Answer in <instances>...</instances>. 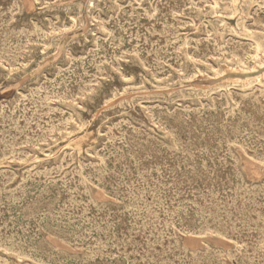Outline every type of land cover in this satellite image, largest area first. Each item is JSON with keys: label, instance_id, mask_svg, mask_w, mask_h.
Wrapping results in <instances>:
<instances>
[{"label": "rangeland", "instance_id": "obj_1", "mask_svg": "<svg viewBox=\"0 0 264 264\" xmlns=\"http://www.w3.org/2000/svg\"><path fill=\"white\" fill-rule=\"evenodd\" d=\"M185 1L186 0H183V1L182 0L181 1L180 0H172V1L171 0H155V1L151 0V2H150V0H146V1L145 0H136V1L135 0H126V1L125 0H43V2H44L43 3L42 0H40V1L39 0H12V1L11 0H0V15H2V16H0L1 17L0 19H2L0 21V25H2L1 23L4 24V27H3V25L0 26V31H2L0 33V42H1V44H0V51H1L0 52L1 53L0 54V58H1L0 59V64H1L0 65V122H1L0 123V129H1L0 134H2V135H0V143H1L0 154L2 155V157L0 155V159L3 158L2 160H0V166H1L0 172H2V173H0L1 174L0 175V185H1L0 191H2L0 193V204H1L0 205V225L2 224L0 226V230H1L0 235L3 232V234L0 236V240H1L0 242H1V244H3V245L0 244L1 245L0 246V264H41V263L42 264H52V263L53 264H55V263L56 264H59V263L60 264H80V263L81 264H97V263L98 264H105V263L106 264H134V263H136V264H145V263L150 264V262H151V264H168V263L172 264V262L174 264H180L181 262H182L181 264H186V263L187 264H209V263L210 264H214V263L215 264H223V263L224 264H258V263L264 264V253H263L264 252L263 251L264 250V231H263L264 230L263 229L264 228V225H263L264 222L262 223V221L264 220V217H263L264 216V205H263L264 204L263 203L264 202V196H263L264 192H262V191H264V149H263L264 148V117H263L264 116V101H263L264 100V63H263L264 62V1L263 0H235V1L234 0H226V1L225 0H216V1L215 0H204V1L201 0L202 2H199L200 0H195V1L191 0V2H189V0H187V2H185ZM251 1H253V3ZM78 2H79V6H78ZM93 2H96V3L92 4ZM128 2L132 5H130ZM194 2L195 3L198 2L199 4L196 5ZM80 3H81V7H80ZM154 3H156V4H154ZM168 3L170 5H168ZM189 3H192V4L190 5ZM13 4L15 6H13ZM256 4H257V6H256ZM179 5L182 7H180ZM184 5H185V7H184ZM199 5H201V6H199ZM111 6H112V8H111ZM118 6L120 7V9ZM228 6H229V8H227ZM11 7H12V9H11ZM153 7H155V8H153ZM163 7H165L164 9H166V10H164ZM169 7H172V8H169ZM101 8H103V9H101ZM136 8L137 9L139 8V10H137ZM149 8H151V9H149ZM22 9H23V11H22ZM95 9H96V12H95ZM133 9H135V10H133ZM141 9H143V11ZM170 9H171V11H170ZM254 9H256V10H254ZM62 10H63V12H62ZM99 10H100V12H99ZM101 10H102V12H101ZM108 10H110V11L112 10V11L110 12ZM128 10H130V11H128ZM207 10H209V11L207 12ZM58 11H60L61 13ZM91 11H92V13L94 12V14H92ZM119 11H120V13H119ZM259 11H261L262 15L259 13ZM1 12H3L4 14ZM43 12H46V13H43ZM67 12H69V14H66ZM239 12H240V14H239ZM244 12H246V13L244 14ZM9 13L12 17L10 15H8ZM14 13H15V15H14ZM50 13H52V14H50ZM105 13H106V15H105ZM173 13H175V14L178 13L179 15L178 14L175 15ZM252 13H254V15ZM22 14H23V17L21 18ZM61 14H62V16H61ZM73 14H75V15H73ZM150 14H151V16H150ZM172 14L174 15L175 18L173 17ZM248 15H250V16H248ZM257 15H258V17H257ZM149 16H150V18H149ZM259 16H260V18H259ZM5 17H6V19H5ZM57 17H58V19H57ZM110 17H114V18L111 19ZM164 17H165V19H163ZM172 17L174 19H172ZM18 18H21V19L19 20ZM54 18H56V19H54ZM257 19H259V20H257ZM27 20L28 21L30 20V23ZM175 20H176V22H175ZM256 20H257L258 24H253V23H256L255 22ZM116 21H118V22H116ZM207 21H209V22H207ZM7 22L9 25H7ZM32 22L34 25L32 24ZM35 23H36V25H35ZM77 23H78V25H77ZM240 23H242V24H240ZM43 24H45V25H43ZM68 24L70 26H68ZM152 24L154 26H152ZM247 24H249V25L247 26ZM61 25H63V26H61ZM172 25H174V26H172ZM256 25H258V26H256ZM34 26L38 29H36ZM44 26L47 28H45ZM51 26H53V27L59 26V27L57 30V27H55L53 29V27H51ZM176 26H177V28H176ZM259 26H260V28L262 27V29H260ZM1 27H3V28H1ZM119 27H120V29H119ZM168 27H170V28H168ZM255 27H258V28H255ZM211 28H213V29H211ZM171 29H174V30H171ZM5 30H8V31H5ZM153 30H157V31H153ZM217 30H218V32H217ZM253 30H254V32H253ZM262 30H263V32H262ZM10 31H12V32H10ZM34 31H36V32H34ZM92 31H94V32H92ZM175 31L181 35H178ZM226 31H227V33H226ZM18 32H20V33L18 34ZM41 32H42V34L44 32V34H43L44 36L41 34ZM63 32H64V34H63ZM89 32H91L90 33V34H92L91 36H90ZM138 32H140V33H138ZM243 32H245V33H243ZM134 33H136V34H134ZM183 33H185V34H183ZM216 33H218V34H216ZM221 33H223V34H221ZM31 34H32V36H31ZM108 34L111 35V37ZM133 34H134V36H133ZM158 34H159V37H158ZM172 34H173V36H172ZM228 34H230V35H228ZM12 35H14L16 38ZM24 35L26 37H24ZM168 35H169V37H168ZM227 35H228V37H227ZM234 35H236L237 37L236 36L234 37ZM33 36H35V37H33ZM151 37H153V38H151ZM240 37L243 40L240 39ZM93 38L94 39L96 38V41ZM200 38H202V39H200ZM173 39L175 40V42L172 41ZM193 39H195V40H193ZM208 39H212V41L208 40ZM244 39H247V40H244ZM16 40H17V42H16ZM74 40L77 44H75L73 42ZM87 40H88L89 44L87 43ZM184 40L185 41L186 40L187 41L193 40V41L190 42L191 44H189V41H188V43L186 41V43H187L186 44L184 42ZM198 40H200V44L198 43L199 42ZM235 40H236V42H235ZM170 41H172V43ZM177 41L178 42L180 41V42L178 43ZM226 41H227V44H226ZM31 42H33V43L31 44ZM113 42H115V43H113ZM181 42L183 44H185V46ZM146 43L148 45H146ZM246 43H247V45H245ZM151 44L153 45V48H152ZM161 44L163 45V47ZM231 44H232V46H231ZM249 44L251 45V47ZM6 45L7 46L10 45V47H7ZM229 45H230V47H229ZM2 46H4L5 48ZM67 46H68V49H66ZM177 46L179 49L177 48ZM181 46H182V48H180ZM91 47H93V48H91ZM221 47H223V48H221ZM23 48H25V49H23ZM113 48L115 50H113ZM170 48H171V50H170ZM195 48H197V49H195ZM79 49H81V50H79ZM154 49H156V50H154ZM176 49H178V50H176ZM18 50L21 52L24 50L26 53L24 51L22 53H20ZM206 50H207V52H206ZM7 51L8 52L10 51V53H8ZM174 51H176L177 53ZM217 51H219L221 54H219ZM78 52H79V54H78ZM136 52H138L137 54H139V55H136ZM213 52L216 54H214ZM39 53H40V55H39ZM64 53H65V55H64ZM204 53H205V55H203ZM232 53L233 54L237 53L234 56L235 57L237 56L240 59H238L237 57L234 58ZM97 54H98V56H97ZM173 54H175V55H173ZM208 54H210V55H208ZM225 54H228V55H225ZM242 54L244 55V57H242L243 56ZM76 55H77V57H76ZM3 56H4V58H3ZM11 56H13V57L11 58ZM20 56H21V58H20ZM164 56H166L167 58ZM202 56H203V59H202ZM5 57L6 58L9 57V58L5 59ZM42 57H44V58H42ZM178 57H179V59H178ZM200 57H201V59H200ZM216 57H219V58H216ZM163 58H164V60H163ZM195 58L200 59V60H196ZM99 59H100V61H99ZM105 59H107V60H105ZM3 60H4V62H3ZM10 60H11V63H10ZM12 60H13L14 64H12ZM179 60H180V62H179ZM204 60H206V61H204ZM86 62L88 64L90 63L89 66ZM116 62H117V64H116ZM175 62H176V64H175ZM205 62H207V63H205ZM210 62L214 65H212ZM260 62H261V64H259ZM64 63H65L66 67L64 66ZM156 63H158V64H156ZM9 64H10V66H8ZM34 64H37V65H34ZM70 64H72L73 66ZM100 64L102 65V67L98 66ZM174 64L176 67L174 66ZM118 65H120V66H118ZM132 65H134V66H132ZM161 65H162V67H161ZM12 66H14V67H12ZM55 66H56V68H55ZM58 66H60V67H58ZM93 66H95V67H93ZM197 66H199V67L197 68ZM100 67H101V71H100ZM30 68L32 71H30ZM90 68H92V69H90ZM191 68H193V69H191ZM199 68L201 71H199ZM203 68H204V71L202 72ZM65 70L67 71V73ZM95 70H97V71H95ZM149 70H151V71H149ZM178 70H180V71H178ZM123 71H124V73H123ZM126 71H127V73H126ZM183 71H184L185 75H184ZM206 71H207V73L205 75ZM97 72L98 73L100 72L99 73L100 75ZM105 72H107V73H105ZM109 72H110V74H109ZM209 72H210V74H209ZM2 73H4L3 74L4 76L2 75ZM157 73H159L160 75H158ZM79 74H81V75H79ZM95 74H98L99 76H97ZM208 74H209V76H208ZM51 75H53V76L50 77ZM55 75H57V76H55ZM74 75H76V76H74ZM111 75L113 78H111ZM186 75H187V77H186ZM262 75H263V77H262ZM258 76H260V77H258ZM4 77H5V79H4ZM46 77H47V79H46ZM90 77H91V79H90ZM20 78H21V80H20ZM184 78L185 79L187 78V79L185 80ZM250 78H251V80H250ZM2 79H4V80H2ZM50 79H51V81H50ZM82 79H84V80L82 81ZM135 79H137V80H135ZM139 79H140V81H139ZM95 80H97V81H95ZM171 82H173V83H171ZM233 82H235V83H233ZM118 83L119 84L122 83V85L121 84L119 85ZM47 84H49L50 87H48L49 85H47ZM69 84H70V86H69ZM80 84H82V85H80ZM227 84H228V86H227ZM259 84H260V86H258ZM94 85H96V86H94ZM104 85L106 86L105 88H104ZM135 85H136V87H135ZM157 85H159V86H157ZM232 85H233V87H232ZM57 86H58V88H57ZM121 86L122 87L124 86L123 87L124 89ZM241 86H242V88H241ZM78 87L80 89H78ZM210 87H211V89H209ZM244 87H245V89H244ZM32 88L34 91L32 90ZM51 89H53V90H51ZM84 89L86 91L88 90L89 94ZM195 89H196V91H195ZM31 90H32V92H31ZM38 90L40 92H38ZM49 90H51V91H49ZM103 90H105V91H103ZM226 90H228V91H226ZM110 91H111V93H110ZM112 91L114 94L112 93ZM237 91H239L240 93ZM29 92H31V93H29ZM82 92H83V94H82ZM58 93H60V95ZM26 95H29V96H26ZM50 95L51 96L53 95L52 98ZM262 95H263V97H261ZM22 96H24V97H22ZM38 96L40 98H38ZM58 96L64 100L63 101L58 100V99H60V98H58ZM197 96H198V98H197ZM203 96H204V98H203ZM224 97H226V100ZM260 97L262 100L260 99ZM19 98H21V101L19 100ZM109 98L111 100H109ZM193 98L197 101H195ZM205 98L208 101H206ZM22 99H24V100L22 101ZM103 99L105 100V102H103ZM176 99H178L179 101ZM186 99H187V101H186ZM32 100H34V101H32ZM44 100H46V101H44ZM71 100L73 102H71ZM158 101L161 103H158ZM171 101H174V102H171ZM180 101H181V103H180ZM22 102H23V104H22ZM41 102H43V104H41ZM46 102L47 103L49 102V103L47 104ZM109 102H111V104ZM165 102L168 104H166ZM201 102H202V104L203 103L204 104L201 105ZM45 103H46V105H44ZM22 105H24L23 106L24 108L22 107ZM137 105H139L140 108ZM141 105L142 106L146 105V106L142 107ZM156 105H157V108L155 107ZM226 105H228L227 109H226ZM237 105L239 107H237ZM33 106L35 107V109ZM39 106H41L40 109H39ZM43 106H44V109H43ZM98 106H100V107L102 106V107L100 108ZM134 106H136L138 108V111L136 110L137 109L136 107L134 108ZM150 106H152V107H150ZM159 107H160V111L158 110ZM188 107H191V108H188ZM13 108H14V110H13ZM26 108H28V110H26ZM93 108H94V110H93ZM115 108L117 109V111ZM165 108H167V109H165ZM193 108H194V112H193ZM38 109H39V111H38ZM51 109H53V110H51ZM119 109H121V110H119ZM148 109H150V110H148ZM154 109H155V111H154ZM24 110L29 111V112H26ZM35 110L37 112V115L35 113ZM56 110L58 113L56 112ZM224 110H226V111H224ZM47 111H48V113L49 112L51 113L53 111V113H52L53 115L52 114L49 115L47 113ZM115 111H116V113H115ZM231 111H233V112H231ZM11 112H13V113H11ZM32 112H34L35 114ZM59 112L62 113L63 116H61V114ZM167 112H169V113H167ZM195 112H196V114H195ZM18 113H19V115H18ZM122 113H124V114H122ZM172 113H174L175 116ZM126 114L127 115L129 114V115L127 116ZM224 114H225V116H224ZM226 114H228V116ZM114 115L115 116L117 115L118 117L117 116L115 117ZM7 116L11 119V121L9 118H7ZM43 116H45V117H43ZM34 117H35V121H34ZM3 118L4 119L6 118L5 119L6 121ZM65 118H66V120H65ZM132 118L135 121L134 120L132 121ZM257 118H258V120H257ZM30 119L32 121L31 123H30ZM119 120L121 121V123H119L120 122ZM153 120H155V121H153ZM226 120H227V122H225ZM4 121L6 124L4 123ZM15 121H17V122H15ZM18 121H19V123H18ZM63 121L64 122L68 121L67 122L68 124H66V123L64 124ZM158 121H159V123H158ZM122 122H124V123H122ZM140 122L143 123V125ZM177 122H180L181 124L179 123L180 125H178ZM32 123H33V125H32ZM234 123H236V125ZM17 124H19V125L17 126ZM45 124H47V126H46L47 128L46 127L44 128ZM114 124H115V126H114ZM66 125H68V126H66ZM144 125L146 126V128ZM8 126H10V127H8ZM23 126L24 127L27 126V127L24 128ZM36 126H37V128H36ZM50 126H52L53 128ZM108 127H110V128H108ZM114 127L117 129L115 130ZM120 127H122V128L125 127V128L122 129ZM131 127L135 128V129L136 128H139V129H136V131H135ZM33 128H34V130H33ZM2 129L4 131H2ZM59 129H61V131ZM109 129H111V130H109ZM118 129H120V130H118ZM19 130H21L23 132H20ZM47 130L49 131V133ZM58 130L60 133H57ZM141 130H142V132H141ZM24 131H26V133ZM30 131H32V132H30ZM67 131H69V132H67ZM78 131H80V132H78ZM121 131H122V133L119 134V132H121ZM125 131H126V133H125ZM37 132H38V134H37ZM130 132H132V133H130ZM243 132L244 133L246 132L247 134L246 133L244 134ZM134 133H136V134H134ZM8 134H9V136H8ZM26 134L29 136L31 141H29L30 139H27L28 136ZM41 134H43V135L41 136ZM37 135H39V136H37ZM143 135H144V137H143ZM44 136H46V137H44ZM115 136H117V137H115ZM32 137L34 138V140H32L33 139ZM118 137H120L122 140ZM141 137H142V141H139L140 143L137 142L139 139H141ZM2 138L4 140H2ZM50 138H51V140H50ZM180 138H181V140H179ZM7 139L9 140V142ZM39 139H43V140L40 141ZM107 139L108 140L110 139V141H108ZM185 139H186V141H185ZM235 139L237 140V142ZM247 139H248V141H247ZM37 141H38V143H37ZM116 141H117V144H116ZM187 141H188V144L186 145L185 143H187ZM240 141H242V143L245 145H243ZM15 142L16 143L18 142L17 144L19 146H17V144ZM2 143H4L5 145H3ZM12 143L16 144V145H13ZM27 143H28V146H27ZM36 143H37V145H36ZM24 144H25V146H24ZM111 145H113V146L111 147ZM193 145H195V146H193ZM229 145H232V146H229ZM236 145H238V146H236ZM10 146L12 148H10ZM117 147H118V149H117ZM177 147H178V151H180V152L177 151ZM241 147H242V149H241ZM85 148H87V149H85ZM173 148H175V149H173ZM245 148H247V150ZM248 148H249V150H248ZM256 148H257V150H256ZM8 149H9V151H8ZM45 149H47V150H45ZM116 149L119 150L121 153L119 151L117 152ZM144 149L147 151H145ZM180 149H182V150H180ZM14 151H15V153H14ZM39 151H41V152H39ZM9 152L10 153L12 152V154H11L12 156L10 155ZM219 152H221V153H219ZM258 152H259V154H258ZM261 152H262V154H261ZM29 153H30V155H29ZM246 153H248V154H246ZM26 154H28L29 156L27 157ZM134 154H136V155H134ZM16 155H17V158H16ZM137 155H139V157ZM259 155H261V156L259 157ZM5 156H7V157L4 158ZM131 156L133 158H131ZM134 156H135V158H134ZM70 157H71V159H70ZM168 157H169V160H168ZM11 158L13 161L10 160ZM62 158L63 159L65 158L64 159L65 163L63 162ZM68 158L70 160L66 161V159H68ZM121 158L122 159L124 158V159L122 160ZM153 158H154V160H153ZM19 159H22V160H19ZM130 159H132L133 161H131ZM251 159H252V161H251ZM79 160H80V162H79ZM144 160L145 161L147 160V161L145 162ZM103 161L105 163H103ZM161 162H162V164H160ZM61 163H62V166H61ZM139 163L142 165V167ZM113 164H114V166H113ZM94 165H95V167H94ZM99 165H101V166H99ZM143 165H144V167H143ZM156 165L157 166L159 165V166L157 167ZM209 165H211V166H209ZM221 165H223V166H221ZM80 166H82V167H80ZM155 166H156V168H155ZM160 166H162V167H160ZM31 167H32V169H31ZM33 167H34V169H33ZM85 167H87V168H85ZM92 167H94V169ZM247 167H248V169H247ZM203 168H205V169H203ZM51 169H52V171H51ZM59 169L60 170L62 169V170L59 171ZM88 169H90V170H88ZM158 169H160V170H158ZM4 170H5V172H3ZM25 170L27 172L29 171L30 173H27ZM39 170H41V171H39ZM48 170H49V172L50 171L51 172L49 173ZM77 170H78V172H77ZM143 170L144 171L147 170V173H146V171L144 173ZM12 171H14V172H12ZM43 171L47 172L49 174H46ZM66 171H67L66 174H68L67 176L65 174ZM38 172H42L44 174L40 175L41 173H38ZM112 172L115 175H113ZM36 173H38V174H36ZM205 173H207V174H205ZM233 173H234V175H233ZM32 174H33V176H32ZM52 174L53 175L56 174V175L53 176ZM74 174L76 175V177ZM78 174H79V177H78ZM81 174L83 177L85 176L84 178H85L86 182L84 181ZM62 175H64V177L65 176L66 177L63 178ZM240 175H241V177H240ZM61 176H62V178H61ZM203 176H204V178H203ZM144 177L146 178V180ZM149 177H153V178H149ZM163 177H165V179ZM227 177H229V178H227ZM78 178L80 180H78ZM86 178L88 180H86ZM136 178H138L140 181ZM22 179L25 182H23L21 185L20 182L23 181ZM54 179H55V181H58V180L59 181L55 182ZM33 180L34 181L36 180V181L34 182ZM50 180H52V181H50ZM142 180L144 181V183H142ZM181 180L183 182H181ZM227 180H229V181H227ZM12 181H13V183H11ZM74 181H75V183H74ZM132 181L135 184H133ZM160 181H161V183H160ZM186 181H188V182H186ZM202 181H203V183H202ZM84 182H85V185H84ZM147 182H148V184H145ZM156 182L157 183L159 182V183L157 184ZM217 182H219V183H217ZM137 183H138V185H137ZM127 184L128 185L130 184V185L128 186ZM162 184H163V186H162ZM6 185H8V186H6ZM14 185L15 186L17 185V187H14ZM51 185H52V187H51ZM147 185H148V187H147ZM164 185H165V187H164ZM172 185H173V187H172ZM11 186L13 188H11ZM75 186H76V188H75ZM125 186H126V189H125ZM228 186H230V187H228ZM103 187H106V188H103ZM159 187L160 188L164 187V189L163 188L160 189ZM155 188L157 189V191ZM135 189H136V191H135ZM227 189H228L229 193L227 192ZM231 189H232V193H231ZM243 189H246V190L243 191ZM69 190H70V192L72 190H74V192L72 191L70 193ZM143 190H144V192H142ZM200 190L201 191L203 190L202 193ZM240 190H242V191H240ZM9 192H11L10 193L11 195L9 194ZM12 192H15L16 194L15 193L12 194ZM82 192H83V194H82ZM131 192L134 194V197H133V194ZM140 192L143 194H141ZM182 192H183V194H182ZM203 192H204V194H203ZM237 192H239V193H237ZM245 192L246 193L248 192L247 193L248 195ZM46 193H49V194H46ZM72 194L75 196H73ZM105 194H106V196H105ZM233 194H234V196H233ZM257 194H259V195H257ZM70 196L71 197L73 196V198H71ZM126 196H127V198H126ZM152 196L154 197V199ZM185 196H186V198H185ZM210 196H212V197H210ZM40 197H41V199H40ZM74 197L76 199L77 198L78 199L76 200V199H74ZM88 197H89V199H88ZM145 197H146V199H145ZM248 197H249V199H246ZM253 197H254V199H253ZM56 198L58 199L57 201H56ZM160 198H161V200H160ZM209 198H210V200H209ZM231 198H233V199H231ZM143 199H145V200H143ZM183 199H184V201H181ZM261 199H263V200H261ZM65 200H67L69 203L68 202L65 203ZM71 200H73V202ZM80 200H82V201H80ZM132 200H135V201H132ZM146 200H147V202H145ZM222 200H225V201H222ZM16 201H17V203H16ZM137 201H138V203H137ZM164 201L166 204L164 203ZM193 201L196 204H194ZM206 201L208 204L206 203ZM232 201H234V202H232ZM248 201H250V202H248ZM28 202H30V203H28ZM192 202H193V204H192ZM203 202H204V204H203ZM40 203H42V205ZM70 203L73 204V207H72V204H70ZM146 203H148L149 206L146 205ZM230 203H231V205H229ZM78 204H81V205H78ZM185 204H188V205H185ZM232 204H233V206H232ZM138 205H139V207H138ZM154 205H155V207H154ZM172 205H173V207H172ZM175 205H176V207L177 206H179V207L176 208ZM193 205L195 208L193 207ZM31 206H33V207H31ZM37 206H38V208H37ZM42 206H43V208H42ZM46 206H47V208H46ZM48 206H50V207H48ZM65 206L67 208H65ZM95 206L98 208L97 210H96ZM125 206H126V208H125ZM188 206H190V207H188ZM69 207H70V209H72L73 212L68 209ZM86 207L87 208L89 207L88 208L89 210H87ZM228 207H229V209H228ZM24 208H25V210H24ZM59 208H60V210H59ZM139 208L140 209L142 208V210L139 211ZM178 208H180V210H179L180 212L178 210H176ZM182 208H183V210H182ZM185 208H186V210H185ZM190 208H192V209H190ZM39 209L41 211H39ZM45 209H46V211H45ZM61 210H64V213H62L63 211H61ZM99 210H100V212H99ZM195 210H196V213H195ZM201 210L203 211V213H201L202 212ZM35 211H37L38 213ZM56 211H57V213H56ZM84 211H85V213H83ZM112 211H113V213H112ZM217 211H219L220 213ZM69 212H70V214H69ZM89 212L91 215L89 214ZM95 212L98 215H96ZM131 212L133 213V215ZM158 212H159V214H158ZM187 212H189V213H187ZM214 212L217 214H215ZM59 213L60 214L62 213V214L60 215ZM134 213H136V214H134ZM146 213L150 217L148 215H145ZM154 213H155V216H157L155 220H154V218H155ZM192 213H194V214H192ZM207 213H209V214L207 215ZM212 213L214 214V216H212L213 215ZM42 214L43 215L45 214V215L43 216ZM181 214H183V215H181ZM223 214H224V216H223ZM107 215H108V217H107ZM227 215H228V217H226ZM232 215H234V217ZM28 216H30V217H28ZM63 216H64V218H63ZM206 216H208V217H206ZM229 217H230V219H229ZM57 218H59V219H57ZM172 218H174V219H172ZM208 218H210L211 220ZM218 218H220V219H218ZM9 219H11V220H9ZM90 219L92 220V222ZM102 219H104V220H102ZM145 220H147V221H145ZM152 220L153 221L157 220V223L155 222L156 223L155 224ZM5 221H6V223H5ZM7 221H10V222H8V224H7ZM208 221H210V222H208ZM13 222H14V224H13ZM110 222L112 223V225ZM124 222H125V224H124ZM183 222H185V223H183ZM205 222L207 224L209 223V225H207ZM86 223H87V225H86ZM162 223H164V225ZM176 223H178L179 225ZM219 223H221V224H219ZM137 224H139V225H137ZM146 225H148V226H146ZM100 226H102V227H100ZM159 226H161V227H159ZM164 226H166V227H164ZM195 226H196V229H195ZM212 226L213 227L215 226L214 227L215 229ZM18 227H20V229ZM109 227H112L113 231ZM130 227H131V230H130ZM206 227H207V229H206ZM249 227H252V228L249 229ZM7 228H9L10 230ZM17 228H18V230H17ZM100 228H101V231H100ZM154 228H157V230L155 229L156 230L155 231ZM36 229H38L37 232H36ZM93 229L94 230L96 229L95 231H97V233ZM97 229H99V230H97ZM104 229H105V231H104ZM106 229H108V231ZM133 229H135V230H133ZM208 229H209V231H208ZM126 230H127V232H126ZM159 230H160V232H159ZM167 230H168V232H167ZM179 230H181V231H179ZM193 230H196V231L194 232ZM214 230L216 232H218L219 234L218 233L215 234ZM6 231H8V232H6ZM135 231H137L136 232L137 235L134 234ZM144 231L146 234L144 233ZM210 231H212V232H210ZM254 231H255V233H254ZM88 232H89V234H87ZM98 232H102V233H98ZM118 232L120 234H118ZM188 232L190 233V235H188L189 234ZM221 232H223L224 234ZM257 232H259V233H257ZM142 233H144V234H142ZM57 234H59V235H57ZM97 234H99V235H97ZM258 234H259V237H258ZM262 234H263V236H262ZM52 235H53V237H52ZM149 235L151 238L149 237ZM5 236H7V238H5ZM57 236L60 238H58ZM138 236L140 237V239ZM161 236H164V237L162 238ZM222 236H224V238ZM32 238H33V240H32ZM42 238H43V240H42ZM228 238H230V239L228 240ZM129 239L132 240V242ZM134 240L136 243L134 242ZM170 240H171V242H170ZM174 240H175V242H174ZM16 241H17V243H16ZM128 241H130L131 244ZM155 241H156V243H154ZM4 242H5V244H4ZM97 242H98V244H97ZM146 242L148 245L146 244ZM259 243H261L262 245ZM27 244H29V245H27ZM137 244L140 246H137ZM168 244L170 246H168ZM40 245H41L42 249L46 248V247L47 248L49 247L50 249L46 248V249H43V251H42V249L40 248ZM105 245H106V247H105ZM108 245H109V247H108ZM113 245H114V247H113ZM127 245H128V247H127ZM141 245H143V247ZM164 245H166V246H164ZM260 245H261V247H260ZM75 246H77V247H75ZM93 246H94V248H93ZM11 247H13L15 249V252H14V249ZM104 247L106 250L104 249ZM135 247H136V249H135ZM4 248H5V250H3ZM10 248H11L12 252H11ZM158 248L160 249V251L157 250ZM6 249H8V250H6ZM39 249H41L42 253L40 252ZM144 249H145V251H144ZM162 249H163V251H162ZM171 249H173L175 251L173 252ZM51 250L53 252H51ZM169 250H170V252H169ZM4 251H6V252H4ZM18 251L20 254L23 253V256L22 255L20 256ZM49 251L51 253H49ZM55 251H58V252H55ZM97 251L99 253H97ZM124 251H125V253H124L125 255L123 254ZM184 251H186V252H184ZM117 252H119V253H117ZM144 252H146V253H144ZM166 252L169 255L166 254ZM92 253H93V255H96V254L97 255L93 256ZM222 253H223V255H222ZM17 254H18V257H17ZM83 254H84V256H83ZM146 254L149 255L148 258H147ZM159 254H160V256H156ZM172 254H175V256ZM218 254H219V256H218ZM24 255L27 257L25 258ZM209 255H211L213 258ZM232 255H234V256H232ZM19 256H20V258H19ZM153 256H154V259H153ZM230 256H231V259H229ZM86 257H87V259H86ZM257 257H258V259H256ZM53 258H54V260H53ZM69 258H70V260H69ZM110 258H112L113 260ZM124 258H126V259H124ZM140 258H142V259H140ZM144 258H145V260H144ZM217 259L220 261V263H219V261H217ZM245 259H247V260H245ZM38 260H40V261L38 262ZM193 260H194V262H193ZM197 260H199V261H197ZM207 260H209V261H207ZM200 261H203V262H200Z\"/></svg>", "mask_w": 264, "mask_h": 264}, {"label": "bare ground", "instance_id": "obj_2", "mask_svg": "<svg viewBox=\"0 0 264 264\" xmlns=\"http://www.w3.org/2000/svg\"><path fill=\"white\" fill-rule=\"evenodd\" d=\"M11 1H12V0H11ZM39 1H40V0H39ZM125 1H126V0H125ZM135 1H136V0H135ZM145 1H146V0H145ZM154 1H155V0H154ZM171 1H172V0H171ZM180 1H181V0H180ZM182 1H183V0H182ZM193 1H195V0H193ZM203 1H204V0H203ZM215 1H216V0H215ZM225 1H226V0H225ZM234 1H235V0H234ZM33 2H34V1H33ZM42 2H43V0H42ZM45 2H46V1H45ZM110 2H111V1H110ZM114 2H115V1H114ZM122 2H123V1H122ZM150 2H151V0H150ZM150 2H149V3H150ZM185 2H187V0H186ZM189 2H191V0H189ZM199 2H202V1L200 0ZM227 2H228V1H227ZM229 2H230V1H229ZM251 2L253 3V1H251ZM11 3H12V2H11ZM43 3H44V2H43ZM49 3H50V2H49ZM53 3H54V2H53ZM94 3H96V2H93L92 4H94ZM116 3H117V2H116ZM128 3H129V2H128ZM136 3H137V2H136ZM143 3H144V2H143ZM169 3H170V2H169ZM169 3H168V5H170ZM180 3H181V2H180ZM194 3H195V2H194ZM203 3H204V2H203ZM205 3H206V2H205ZM214 3H215V2H214ZM225 3H226V2H225ZM46 4H47V3H46ZM50 4H51V3H50ZM99 4H100V3H99ZM113 4H114V3H113ZM126 4H127V3H126ZM129 4H130V3H129ZM154 4H156V3H154ZM159 4H160V3H159ZM162 4H163V3H162ZM184 4H185V3H184ZM189 4L191 5L192 3H189ZM195 4L197 5V4H199V3L197 2V3H195ZM206 4H207V3H206ZM206 4H205V5H206ZM222 4H223V3H222ZM254 4H255V3H254ZM36 5H37V4H36ZM100 5H101V4H100ZM127 5H128V4H127ZM130 5H132V4H130ZM164 5H165V4H164ZM187 5H188V4H187ZM205 5H204V6H205ZM207 5H208V4H207ZM250 5H251V4H250ZM13 6H15V5L13 4ZM40 6H41V5H40ZM78 6H79V2H78ZM125 6H126V5H125ZM172 6H173V5H172ZM179 6H180V5H179ZM179 6H178V7H179ZM199 6H201V5H199ZM202 6H203V5H202ZM243 6H244V5H243ZM252 6H253V5H252ZM256 6H257V4H256ZM258 6H259V5H258ZM16 7H17V6H16ZM23 7H24V6H23ZM38 7H39V6H38ZM80 7H81V3H80ZM118 7H119V6H118ZM145 7H146V6H145ZM159 7H160V6H159ZM165 7H166V6H165ZM165 7H163V9H164ZM176 7H177V6H176ZM176 7H175V8H176ZM180 7H182V6H180ZM184 7H185V5H184ZM195 7H196V6H195ZM225 7H226V6H225ZM259 7H260V6H259ZM259 7H258V8H259ZM73 8H74V7H73ZM95 8H96V7H95ZM111 8H112V6H111ZM131 8H132V7H131ZM131 8H130V9H131ZM153 8H155V7H153ZM169 8H172V7H169ZM197 8H198V7H197ZM200 8H201V7H200ZM227 8H229V6H228ZM253 8H254V7H253ZM11 9H12V7H11ZM14 9H15V8H14ZM36 9H37V8H36ZM101 9H103V8H101ZM113 9H114V8H113ZM119 9H120V7H119ZM122 9H123V8H122ZM136 9H137V8H136ZM149 9H151V8H149ZM163 9H162V10H163ZM181 9H182V8H181ZM186 9H187V8H186ZM198 9H199V8H198ZM93 10H94V9H93ZM133 10H135V9H133ZM133 10H132V11H133ZM137 10H139V8H138ZM137 10H136V11H137ZM141 10L143 11V9H141ZM154 10H155V9H154ZM162 10H161V11H162ZM164 10H166V9H164ZM172 10H173V9H172ZM177 10H178V9H177ZM177 10H176V11H177ZM228 10H229V9H228ZM254 10H256V9H254ZM11 11H12V10H11ZM22 11H23V9H22ZM54 11H55V10H54ZM108 11H110V10H108ZM111 11H112V10H111ZM111 11H110V12H111ZM114 11H115V10H114ZM120 11H121V10H120ZM120 11H119V13H120ZM126 11H127V10H126ZM128 11H130V10H128ZM170 11H171V9H170ZM179 11H180V10H179ZM208 11H209V10H207V12H208ZM241 11H242V10H241ZM241 11H240V12H241ZM251 11H252V10H251ZM58 12H60V11H58ZM62 12H63V10H62ZM70 12H71V11H70ZM78 12H79V11H78ZM95 12H96V9H95ZM99 12H100V10H99ZM101 12H102V10H101ZM115 12H116V11H115ZM144 12H145V11H144ZM146 12H147V11H146ZM152 12H153V11H152ZM240 12H239V14H240ZM1 13H3V12H1ZM43 13H46V12H43ZM48 13H49V12H48ZM53 13H54V12H53ZM60 13H61V12H60ZM91 13H92V11H91ZM132 13H133V12H132ZM167 13H168V12H167ZM212 13H213V12H212ZM215 13H216V12H215ZM245 13H246V12H244V14H245ZM255 13H256V12H255ZM259 13L261 14V11H259ZM3 14H4V13H3ZM24 14H25V13H24ZM27 14H28V13H27ZM50 14H52V13H50ZM50 14H49V15H50ZM55 14H56V13H55ZM66 14H69V12H67ZM92 14H94V12H93ZM95 14H96V13H95ZM146 14H147V13H146ZM146 14H145V15H146ZM155 14H156V13H155ZM161 14H162V13H161ZM173 14H175V13H173ZM173 14H172V15H173ZM176 14H178V13H176ZM176 14H175V15H176ZM248 14H249V13H248ZM252 14L254 15V13H252ZM5 15H6V14H5ZM5 15H4V16H5ZM8 15H10V13H9ZM14 15H15V13H14ZM28 15H29V14H28ZM31 15H32V14H31ZM35 15H36V14H35ZM35 15H34V16H35ZM57 15H58V14H57ZM73 15H75V14H73ZM105 15H106V13H105ZM117 15H118V14H117ZM142 15H143V14H142ZM172 15H171V16H172ZM178 15H179V14H178ZM253 15H252V16H253ZM261 15H262V14H261ZM0 16H2V15H0ZM10 16H11V15H10ZM39 16H40V15H39ZM42 16H43V15H42ZM61 16H62V14H61ZM68 16H69V15H68ZM78 16H79V15H78ZM140 16H141V15H140ZM146 16H147V15H146ZM150 16H151V14H150ZM150 16H149V18H150ZM164 16H165V15H164ZM224 16H225V15H224ZM246 16H247V15H246ZM248 16H250V15H248ZM11 17H12V16H11ZM22 17H23V14L21 15V18H22ZM96 17H97V16H96ZM129 17H130V16H129ZM147 17H148V16H147ZM161 17H162V16H161ZM167 17H168V16H167ZM173 17H174V15H173ZM173 17H172V19L175 18V17H174V18H173ZM227 17H228V16H227ZM253 17H254V16H253ZM257 17H258V15H257ZM0 18H1V17H0ZM2 18H3V17H2ZM9 18H10V17H9ZM21 18H18V19L20 20ZM46 18H47V17H46ZM66 18H67V17H66ZM93 18H94V17H93ZM101 18H102V17H101ZM110 18L113 19L114 17H110ZM118 18H119V17H118ZM143 18H144V17H143ZM159 18H160V17H159ZM170 18H171V17H170ZM259 18H260V16H259ZM5 19H6V17H5ZM11 19H12V18H11ZM26 19H27V18H26ZM54 19H56V18H54ZM57 19H58V17H57ZM77 19H78V18H77ZM91 19H92V18H91ZM106 19H107V18H106ZM163 19H165V17H164ZM1 20H2V19H0V21H1ZM12 20H13V19H12ZM33 20H34V19H33ZM37 20H38V19H37ZM48 20H49V19H48ZM51 20H52V19H51ZM72 20H73V19H72ZM72 20H71V21H72ZM75 20H76V19H75ZM109 20H110V19H109ZM147 20H148V19H147ZM216 20H217V19H216ZM257 20H259V19H257ZM257 20L255 21L256 23H253V24H258V23H257ZM17 21H18V20H17ZM23 21H24V20H23ZM25 21H26V20H25ZM27 21H28V20H27ZM43 21H44V20H43ZM91 21H92V20H91ZM94 21H95V20H94ZM101 21H102V20H101ZM111 21H112V20H111ZM118 21H119V20H118ZM118 21H116V22H118ZM125 21H126V20H125ZM127 21H128V20H127ZM159 21H160V20H159ZM217 21H218V20H217ZM253 21H254V20H253ZM3 22H4V21H3ZM11 22H12V21H11ZM28 22L30 23V20H29ZM37 22H38V21H37ZM41 22H42V21H41ZM52 22H53V21H52ZM56 22H57V21H56ZM58 22H59V21H58ZM72 22H73V21H72ZM74 22H75V21H74ZM76 22H77V21H76ZM156 22H157V21H156ZM175 22H176V20H175ZM207 22H209V21H207ZM260 22H261V21H260ZM5 23H6V22H5ZM16 23H17V22H16ZM48 23H49V22H48ZM70 23H71V22H70ZM81 23H82V22H81ZM107 23H108V22H107ZM159 23H160V22H159ZM177 23H178V22H177ZM179 23H180V22H179ZM244 23H245V22H244ZM1 24H2L3 27H4V24H3V23H1ZM26 24H27V23H26ZM32 24H33V22H32ZM73 24H74V23H73ZM91 24H92V23H91ZM128 24H129V23H128ZM146 24H147V23H146ZM170 24H171V23H170ZM187 24H188V23H187ZM207 24H208V23H207ZM214 24H215V23H214ZM233 24H234V23H233ZM240 24H242V23H240ZM249 24H250V23H249ZM249 24H247V26H248ZM253 24H252V25H253ZM2 25H0V26H2ZM7 25H9L8 22H7ZM33 25H34V24H33ZM35 25H36V23H35ZM37 25H38V24H37ZM41 25H42V24H41ZM43 25H45V24H43ZM58 25H59V24H58ZM66 25H67V24H66ZM74 25H75V24H74ZM77 25H78V23H77ZM123 25H124V24H123ZM144 25H145V24H144ZM166 25H167V24H166ZM192 25H193V24H192ZM227 25H228V24H227ZM61 26H63V25H61ZM61 26H60V27H61ZM68 26H70V25L68 24ZM71 26H72V25H71ZM105 26H106V25H105ZM142 26H143V25H142ZM145 26H146V25H145ZM152 26H154V25L152 24ZM172 26H174V25H172ZM205 26H206V25H205ZM210 26H211V25H210ZM256 26H258V25H256ZM3 27H1V28H3ZM7 27H8V26H7ZM20 27H21V26H20ZM23 27H24V26H23ZM34 27H35V26H34ZM38 27H39V26H38ZM44 27H45V26H44ZM51 27H53V26H51ZM55 27H57V26H54L53 29H54ZM58 27H59V26H58ZM58 27H57V30H58ZM110 27H111V26H110ZM211 27H212V26H211ZM8 28H9V27H8ZM8 28H7V29H8ZM35 28H36V27H35ZM42 28H43V27H42ZM45 28H47V27H45ZM68 28H69V27H68ZM127 28H128V27H127ZM134 28H135V27H134ZM147 28H148V27H147ZM149 28H150V27H149ZM151 28H152V27H151ZM168 28H170V27H168ZM172 28H173V27H172ZM176 28H177V26H176ZM255 28H258V27H255ZM259 28H260V26H259ZM36 29H38V28H36ZM69 29H70V28H69ZM119 29H120V27H119ZM130 29H131V28H130ZM163 29H164V28H163ZM211 29H213V28H211ZM248 29H249V28H248ZM251 29H252V28H251ZM260 29H262V27H261ZM260 29H259V30H260ZM20 30H21V29H20ZM23 30H24V29H23ZM61 30H62V29H61ZM66 30H67V29H66ZM103 30H104V29H103ZM131 30H132V29H131ZM151 30H152V29H151ZM171 30H174V29H171ZM204 30H205V29H204ZM208 30H209V29H208ZM214 30H215V29H214ZM230 30H231V29H230ZM246 30H247V29H246ZM5 31H8V30H5ZM15 31H16V30H15ZM38 31H39V30H38ZM109 31H110V30H109ZM127 31H128V30H127ZM153 31H157V30H153ZM158 31H159V30H158ZM165 31H166V30H165ZM168 31H169V30H168ZM209 31H210V30H209ZM212 31H213V30H212ZM242 31H243V30H242ZM248 31H249V30H248ZM251 31H252V30H251ZM1 32H2V31H0V33H1ZM3 32H4V31H3ZM10 32H12V31H10ZM20 32H21V31H20ZM20 32H18V34H19ZM25 32H26V31H25ZM34 32H36V31H34ZM39 32H40V31H39ZM53 32H54V31H53ZM92 32H94V31H92ZM143 32H144V31H143ZM175 32H176V31H175ZM217 32H218V30H217ZM253 32H254V30H253ZM255 32H256V31H255ZM262 32H263V30H262ZM28 33H29V32H28ZM32 33H33V32H32ZM51 33H52V32H51ZM54 33H55V32H54ZM58 33H59V32H58ZM90 33H91V32H89V34H90ZM118 33H119V32H118ZM124 33H125V32H124ZM138 33H140V32H138ZM141 33H142V32H141ZM168 33H169V32H168ZM176 33H177V32H176ZM223 33H224V32H223ZM223 33H221V34H223ZM226 33H227V31H226ZM243 33H245V32H243ZM258 33H259V32H258ZM2 34H3V33H2ZM14 34H15V33H14ZM26 34H27V33H26ZM26 34H25V35H26ZM29 34H30V33H29ZM41 34H42V32H41ZM43 34H44V32H43ZM43 34H42V35H43ZM49 34H50V33H49ZM63 34H64V32H63ZM98 34H99V33H98ZM134 34H136V33H134ZM134 34H133V36H134ZM145 34H146V33H145ZM177 34H178V33H177ZM183 34H185V33H183ZM208 34H209V33H208ZM213 34H214V33H213ZM216 34H218V33H216ZM22 35H23V34H22ZM25 35H24V37H26ZM27 35H28V34H27ZM39 35H40V34H39ZM39 35H38V36H39ZM91 35H92V34H90V36H91ZM95 35H96V34H95ZM108 35H109V34H108ZM127 35H128V34H127ZM139 35H140V34H139ZM178 35H181V34H178ZM178 35H177V36H178ZM206 35H207V34H206ZM228 35H230V34H228ZM228 35H227V37H228ZM1 36H2V35H1ZM6 36H7V35H6ZM12 36H14V35H12ZM31 36H32V34H31ZM43 36H44V35H43ZM47 36H48V35H47ZM52 36H53V35H52ZM93 36H94V35H93ZM109 36L111 37V35H109ZM116 36H117V35H116ZM124 36H125V35H124ZM135 36H136V35H135ZM147 36H148V35H147ZM150 36H151V35H150ZM153 36H154V35H153ZM156 36H157V35H156ZM163 36H164V35H163ZM172 36H173V34H172ZM175 36H176V35H175ZM209 36H210V35H209ZM223 36H224V35H223ZM231 36H232V35H231ZM235 36H236V35H234V37H235ZM14 37H15V36H14ZM33 37H35V36H33ZM36 37H37V36H36ZM39 37H40V36H39ZM57 37H58V36H57ZM77 37H78V36H77ZM128 37H129V36H128ZM158 37H159V34H158ZM164 37H165V36H164ZM168 37H169V35H168ZM236 37H237V36H236ZM9 38H10V37H9ZM15 38H16V37H15ZM21 38H22V37H21ZM60 38H61V37H60ZM146 38H147V37H146ZM151 38H153V37H151ZM165 38H166V37H165ZM177 38H178V37H177ZM183 38H184V37H183ZM192 38H193V37H192ZM7 39H8V38H7ZM7 39H6V40H7ZM38 39H39V38H38ZM87 39H88V38H87ZM93 39H94V38H93ZM122 39H123V38H122ZM130 39H131V38H130ZM137 39H138V38H137ZM170 39H171V38H170ZM174 39H175V38H174ZM174 39H173L172 41L175 42ZM179 39H180V38H179ZM179 39H178V40H179ZM188 39H189V38H188ZM200 39H202V38H200ZM204 39H205V38H204ZM240 39H242V38L240 37ZM247 39H248V38H247ZM247 39H244V40H247ZM249 39H250V38H249ZM258 39H259V38H258ZM14 40H15V39H14ZM54 40H55V39H54ZM94 40L96 41V38H95ZM102 40H103V39H102ZM104 40H105V39H104ZM134 40H135V39H134ZM168 40H169V39H168ZM189 40H190V39H189ZM189 40H188V41H189ZM193 40H195V39H193ZM193 40H191V41H193ZM208 40H211V41H212V39H208ZM226 40H227V39H226ZM230 40H231V39H230ZM230 40H229V41H230ZM242 40H243V39H242ZM9 41H10V40H9ZM27 41H28V40H27ZM31 41H32V40H31ZM52 41H53V40H52ZM98 41H99V40H98ZM114 41H115V40H114ZM136 41H137V40H136ZM144 41H145V40H144ZM172 41H170V42L172 43ZM186 41H187V40H186ZM186 41L184 40L185 43H186ZM188 41H187V43H188ZM191 41H189V44H191V43H190ZM196 41H197V40H196ZM198 41H199L198 43L200 44V40H198ZM201 41H202V40H201ZM211 41H210V42H211ZM224 41H225V40H224ZM233 41H234V40H233ZM233 41H232V42H233ZM248 41H249V40H248ZM6 42H7V41H6ZM16 42H17V40H16ZM73 42H74L75 44H77V43L75 42V40H74ZM102 42H103V41H102ZM107 42H108V41H107ZM131 42H132V41H131ZM142 42H143V41H142ZM149 42H150V41H149ZM158 42H159V41H158ZM177 42H178V41H177ZM179 42H180V41H179ZM179 42H178V43H179ZM202 42H203V41H202ZM206 42H207V41H206ZM213 42H214V41H213ZM215 42H216V41H215ZM235 42H236V40H235ZM251 42H252V41H251ZM32 43H33V42H31V44H32ZM87 43H88V40H87ZM91 43H92V42H91ZM96 43H97V42H96ZM96 43H95V44H96ZM113 43H115V42H113ZM128 43H129V42H128ZM150 43H151V42H150ZM156 43H157V42H156ZM181 43H182V42H181ZM187 43H186V44H187ZM203 43H204V42H203ZM208 43H209V42H208ZM233 43H234V42H233ZM0 44H1V42H0ZM10 44H11V43H10ZM17 44H18V43H17ZM20 44H21V43H20ZM88 44H89V43H88ZM118 44H119V43H118ZM168 44H169V43H168ZM174 44H175V43H174ZM182 44H183V43H182ZM205 44H206V43H205ZM226 44H227V41H226ZM235 44H236V43H235ZM22 45H23V44H22ZM53 45H54V44H53ZM83 45H84V44H83ZM91 45H92V44H91ZM128 45H129V44H128ZM138 45H139V44H138ZM142 45H143V44H142ZM146 45H148V44L146 43ZM151 45H152V44H151ZM161 45H162V44H161ZM165 45H166V44H165ZM177 45H178V44H177ZM183 45L185 46V44H183ZM208 45H209V44H208ZM215 45H216V44H215ZM243 45H244V44H243ZM245 45H247V43H246ZM245 45H244V46H245ZM249 45H250V44H249ZM255 45H256V44H255ZM6 46H7V45H6ZM41 46H42V45H41ZM48 46H49V45H48ZM93 46H94V45H93ZM116 46H117V45H116ZM130 46H131V45H130ZM156 46H157V45H156ZM159 46H160V45H159ZM188 46H189V45H188ZM209 46H210V45H209ZM209 46H208V47H209ZM213 46H214V45H213ZM231 46H232V44H231ZM239 46H240V45H239ZM2 47H4V46H2ZM7 47H10V45H8ZM7 47H6V48H7ZM45 47H46V46H45ZM45 47H44V48H45ZM77 47H78V46H77ZM95 47H96V46H95ZM95 47H94V48H95ZM137 47H138V46H137ZM139 47H140V46H139ZM144 47H145V46H144ZM150 47H151V46H150ZM162 47H163V45H162ZM171 47H172V46H171ZM173 47H174V46H173ZM195 47H196V46H195ZM205 47H206V46H205ZM208 47H207V48H208ZM229 47H230V45H229ZM250 47H251V45H250ZM4 48H5V47H4ZM4 48H3V49H4ZM52 48H53V47H52ZM71 48H72V47H71ZM91 48H93V47H91ZM111 48H112V47H111ZM145 48H146V47H145ZM152 48H153V45H152ZM152 48H151V49H152ZM158 48H159V47H158ZM164 48H165V47H164ZM168 48H169V47H168ZM177 48H178V46H177ZM180 48H182V46H181ZM207 48H206V49H207ZM221 48H223V47H221ZM234 48H235V47H234ZM258 48H259V47H258ZM18 49H19V48H18ZM23 49H25V48H23ZM26 49H27V48H26ZM53 49H54V48H53ZM66 49H68V46H67ZM95 49H96V48H95ZM95 49H94V50H95ZM156 49H157V48H156ZM156 49H154V50H156ZM178 49H179V48H178ZM178 49H176V50H178ZM195 49H197V48H195ZM235 49H236V48H235ZM239 49H240V48H239ZM239 49H238V50H239ZM246 49H247V48H246ZM4 50H5V49H4ZM7 50H8V49H7ZM10 50H11V49H10ZM12 50H13V49H12ZM43 50H44V49H43ZM43 50H42V51H43ZM79 50H81V49H79ZM108 50H109V49H108ZM113 50H115V49L113 48ZM135 50H136V49H135ZM135 50H134V51H135ZM170 50H171V48H170ZM220 50H221V49H220ZM228 50H229V49H228ZM244 50H245V49H244ZM249 50H250V49H249ZM5 51H6V50H5ZM18 51H19V50H18ZM23 51H24V50H23ZM23 51H22V52H23ZM36 51H37V50H36ZM53 51H54V50H53ZM126 51H127V50H126ZM134 51H133V52H134ZM143 51H144V50H143ZM150 51H151V50H150ZM160 51H161V50H160ZM160 51H159V52H160ZM165 51H166V50H165ZM204 51H205V50H204ZM214 51H215V50H214ZM236 51H237V50H236ZM242 51H243V50H242ZM0 52H1V51H0ZM7 52H8V51H7ZM14 52H15V51H14ZM19 52L22 53L21 51H19ZM24 52H25V51H24ZM47 52H48V51H47ZM47 52H46V53H47ZM86 52H87V51H86ZM123 52H124V51H123ZM174 52H176V51H174ZM206 52H207V50H206ZM215 52H216V51H215ZM217 52H218L219 54H221L219 51H217ZM221 52H222V51H221ZM225 52H226V51H225ZM234 52H235V51H234ZM237 52H238V51H237ZM240 52H241V51H240ZM247 52H248V51H247ZM247 52H246V53H247ZM256 52H257V51H256ZM5 53H6V52H5ZM8 53H10V51H9ZM25 53H26V52H25ZM35 53H36V52H35ZM37 53H38V52H37ZM41 53H42V52H41ZM53 53H54V52H53ZM65 53H66V52H65ZM65 53H64V55H65ZM72 53H73V52H72ZM72 53H71V54H72ZM116 53H117V52H116ZM126 53H127V52H126ZM137 53H138V52H136V55H139V54H137ZM140 53H141V52H140ZM144 53H145V52H144ZM148 53H149V52H148ZM160 53H161V52H160ZM166 53H167V52H166ZM176 53H177V52H176ZM176 53H175V54H176ZM213 53H214V52H213ZM218 53H217V54H218ZM0 54H1V53H0ZM3 54H4V53H3ZM3 54H2V55H3ZM75 54H76V53H75ZM78 54H79V52H78ZM114 54H115V53H114ZM121 54H122V53H121ZM123 54H124V53H123ZM141 54H142V53H141ZM163 54H164V53H163ZM175 54H173V55H175ZM192 54H193V53H192ZM214 54H216V53H214ZM230 54H231V53H230ZM232 54H233V53H232ZM235 54H237V53H235ZM235 54H233V56H234ZM247 54H248V53H247ZM5 55H6V54H5ZM34 55H35V54H34ZM34 55H33V56H34ZM39 55H40V53H39ZM69 55H70V54H69ZM69 55H68V56H69ZM82 55H83V54H82ZM86 55H87V54H86ZM88 55H89V54H88ZM112 55H113V54H112ZM160 55H161V54H160ZM183 55H184V54H183ZM203 55H205V53H204ZM208 55H210V54H208ZM212 55H213V54H212ZM225 55H228V54H225ZM242 55H243V54H242ZM245 55H246V54H245ZM248 55H249V54H248ZM7 56H8V55H7ZM14 56H15V55H14ZM18 56H19V55H18ZM83 56H84V55H83ZM97 56H98V54H97ZM100 56H101V55H100ZM141 56H142V55H141ZM150 56H151V55H150ZM166 56H167V55H166ZM166 56H164V57H166ZM186 56H187V55H186ZM231 56H232V55H231ZM231 56H230V57H231ZM250 56H251V55H250ZM250 56H249V57H250ZM254 56H255V55H254ZM12 57H13V56H11V58H12ZM40 57H41V56H40ZM44 57H45V56H44ZM44 57H42V58H44ZM76 57H77V55H76ZM90 57H91V56H90ZM169 57H170V56H169ZM192 57H193V56H192ZM207 57H208V56H207ZM227 57H228V56H227ZM236 57H237V56H236ZM236 57L234 56V58H236ZM242 57H244V55H243ZM242 57H241V58H242ZM246 57H247V56H246ZM3 58H4V56H3ZM8 58H9V57H8ZM8 58L5 57V59H8ZM14 58H15V57H14ZM20 58H21V56H20ZM32 58H33V57H32ZM71 58H72V57H71ZM74 58H75V57H74ZM78 58H79V57H78ZM87 58H88V57H87ZM102 58H103V57H102ZM110 58H111V57H110ZM113 58H114V57H113ZM125 58H126V57H125ZM139 58H140V57H139ZM154 58H155V57H154ZM166 58H167V57H166ZM172 58H173V57H172ZM176 58H177V57H176ZM193 58H194V57H193ZM205 58H206V57H205ZM216 58H219V57H216ZM237 58H238V57H237ZM0 59H1V58H0ZM81 59H82V58H81ZM92 59H93V58H92ZM100 59H101V58H100ZM100 59H99V61H100ZM150 59H151V58H150ZM178 59H179V57H178ZM183 59H184V58H183ZM186 59H187V58H186ZM195 59H196V58H195ZM200 59H201V57H200ZM200 59H196V60H200ZM202 59H203V56H202ZM229 59H230V58H229ZM238 59H240V58H238ZM16 60H17V59H16ZM19 60H20V59H19ZM21 60H22V59H21ZM35 60H36V59H35ZM40 60H41V59H40ZM101 60H102V59H101ZM105 60H107V59H105ZM117 60H118V59H117ZM117 60H116V61H117ZM163 60H164V58H163ZM166 60H167V59H166ZM206 60H207V59H206ZM206 60H204V61H206ZM227 60H228V59H227ZM242 60H243V59H242ZM254 60H255V59H254ZM97 61H98V60H97ZM174 61H175V60H174ZM186 61H187V60H186ZM186 61H185V62H186ZM3 62H4V60H3ZM5 62H6V61H5ZM19 62H20V61H19ZM35 62H36V61H35ZM101 62H102V61H101ZM132 62H133V61H132ZM146 62H147V61H146ZM160 62H161V61H160ZM177 62H178V61H177ZM179 62H180V60H179ZM10 63H11V60H10ZM38 63H39V62H38ZM73 63H74V62H73ZM86 63H87V62H86ZM91 63H92V62H91ZM94 63H95V62H94ZM94 63H93V64H94ZM98 63H99V62H98ZM106 63H107V62H106ZM108 63H109V62H108ZM151 63H152V62H151ZM187 63H188V62H187ZM205 63H207V62H205ZM205 63H204V64H205ZM210 63H211V62H210ZM263 63H264V62H263ZM12 64H14V63H13V60H12ZM22 64H23V63H22ZM87 64H88V63H87ZM87 64H86V65H87ZM89 64H90V63H89ZM89 64H88V66H89ZM103 64H104V63H103ZM111 64H112V63H111ZM116 64H117V62H116ZM129 64H130V63H129ZM141 64H142V63H141ZM144 64H145V63H144ZM156 64H158V63H156ZM175 64H176V62H175ZM175 64H174V66H175ZM180 64H181V63H180ZM180 64H179V65H180ZM188 64H189V63H188ZM211 64H212V63H211ZM219 64H220V63H219ZM259 64H261V62H260ZM0 65H1V64H0ZM34 65H37V64H34ZM34 65H33V66H34ZM70 65H72V64H70ZM86 65H85V66H86ZM184 65H185V64H184ZM212 65H214V64H212ZM247 65H248V64H247ZM8 66H10V64H9ZM33 66H32V67H33ZM64 66H65V63H64ZM64 66H63V67H64ZM72 66H73V65H72ZM98 66H101V67H102L101 64L98 65ZM104 66H105V65H104ZM118 66H120V65H118ZM132 66H134V65H132ZM170 66H171V65H170ZM170 66H169V67H170ZM180 66H181V65H180ZM180 66H179V67H180ZM193 66H194V65H193ZM248 66H249V65H248ZM248 66H247V67H248ZM12 67H14V66H12ZM35 67H36V66H35ZM58 67H60V66H58ZM65 67H66V66H65ZM93 67H95V66H93ZM101 67H100V71H101ZM114 67H115V66H114ZM161 67H162V65H161ZM175 67H176V66H175ZM198 67H199V66H197V68H198ZM226 67H227V66H226ZM228 67H229V66H228ZM10 68H11V67H10ZM55 68H56V66H55ZM134 68H135V67H134ZM137 68H138V67H137ZM152 68H153V67H152ZM194 68H195V67H194ZM213 68H214V67H213ZM233 68H234V67H233ZM249 68H250V67H249ZM58 69H59V68H58ZM67 69H68V68H67ZM67 69H66V70H67ZM87 69H88V68H87ZM90 69H92V68H90ZM153 69H154V68H153ZM155 69H156V68H155ZM176 69H177V68H176ZM176 69H175V70H176ZM180 69H181V68H180ZM191 69H193V68H191ZM201 69H202V68H201ZM28 70H29V69H28ZM50 70H51V69H50ZM66 70H65V71H66ZM71 70H72V69H71ZM115 70H116V69H115ZM130 70H131V69H130ZM132 70H133V69H132ZM147 70H148V69H147ZM159 70H160V69H159ZM161 70H162V69H161ZM188 70H189V69H188ZM195 70H196V69H195ZM197 70H198V69H197ZM215 70H216V69H215ZM26 71H27V70H26ZM30 71H32L31 68H30ZM34 71H35V70H34ZM65 71H64V72H65ZM67 71H68V70H67ZM67 71H66V73H67ZM95 71H97V70H95ZM116 71H117V70H116ZM137 71H138V70H137ZM149 71H151V70H149ZM153 71H154V70H153ZM178 71H180V70H178ZM199 71H201L200 68H199ZM203 71H204V68H203L202 72H203ZM46 72H47V71H46ZM48 72H49V71H48ZM68 72H69V71H68ZM78 72H79V71H78ZM81 72H82V71H81ZM92 72H93V71H92ZM117 72H118V71H117ZM189 72H190V71H189ZM30 73H31V72H30ZM49 73H50V72H49ZM69 73H70V72H69ZM97 73H98V72H97ZM99 73H100V72H99ZM99 73H98V74H99ZM105 73H107V72H105ZM119 73H120V72H119ZM123 73H124V71H123ZM126 73H127V71H126ZM153 73H154V72H153ZM153 73H152V74H153ZM183 73H184V71H183ZM206 73H207V71L205 72V75H206ZM3 74H4V73H2V75H3ZM25 74H26V73H25ZM52 74H53V73H52ZM81 74H82V73H81ZM81 74H79V75H81ZM98 74H95V75L99 76L100 74H99V75H98ZM109 74H110V72H109ZM140 74H141V73H140ZM142 74H143V73H142ZM157 74L160 75L159 73H157ZM157 74H156V75H157ZM161 74H162V73H161ZM163 74H164V73H163ZM193 74H194V73H193ZM200 74H201V73H200ZM209 74H210V72H209ZM209 74H208V76H209ZM216 74H217V73H216ZM65 75H66V74H65ZM82 75H83V74H82ZM84 75H85V74H84ZM90 75H91V74H90ZM93 75H94V74H93ZM102 75H103V74H102ZM120 75H121V74H120ZM126 75H127V74H126ZM184 75H185V73H184ZM187 75H188V74H187ZM187 75H186V77H187ZM189 75H190V74H189ZM211 75H212V74H211ZM3 76H4V75H3ZM45 76H46V75H45ZM52 76H53V75H51L50 77H52ZM55 76H57V75H55ZM70 76H71V75H70ZM70 76H69V77H70ZM74 76H76V75H74ZM140 76H141V75H140ZM166 76H167V75H166ZM168 76H169V75H168ZM171 76H172V75H171ZM213 76H214V75H213ZM256 76H257V75H256ZM5 77H6V76H5ZM5 77H4V79H5ZM8 77H9V76H8ZM10 77H11V76H10ZM38 77H39V76H38ZM69 77H68V78H69ZM71 77H72V76H71ZM88 77H89V76H88ZM88 77H87V78H88ZM115 77H116V76H115ZM115 77H114V78H115ZM122 77H123V76H122ZM153 77H154V76H153ZM161 77H162V76H161ZM161 77H160V78H161ZM177 77H178V76H177ZM188 77H189V76H188ZM258 77H260V76H258ZM262 77H263V75H262ZM18 78H19V77H18ZM39 78H40V77H39ZM56 78H57V77H56ZM58 78H59V77H58ZM63 78H64V77H63ZM84 78H85V77H84ZM87 78H86V79H87ZM97 78H98V77H97ZM104 78H105V77H104ZM111 78H113L112 75H111ZM127 78H128V77H127ZM155 78H156V77H155ZM255 78H256V77H255ZM4 79H2V80H4ZM6 79H7V78H6ZM46 79H47V77H46ZM46 79H45V80H46ZM90 79H91V77H90ZM116 79H117V78H116ZM122 79H123V78H122ZM172 79H173V78H172ZM184 79H185V78H184ZM186 79H187V78H186ZM186 79H185V80H186ZM188 79H189V78H188ZM12 80H13V79H12ZM20 80H21V78H20ZM35 80H36V79H35ZM35 80H34V81H35ZM65 80H66V79H65ZM83 80H84V79H82V81H83ZM111 80H112V79H111ZM135 80H137V79H135ZM144 80H145V79H144ZM159 80H160V79H159ZM250 80H251V78H250ZM6 81H7V80H6ZM50 81H51V79H50ZM54 81H55V80H54ZM72 81H73V80H72ZM95 81H97V80H95ZM139 81H140V79H139ZM147 81H148V80H147ZM176 81H177V80H176ZM234 81H235V80H234ZM236 81H237V80H236ZM246 81H247V80H246ZM42 82H43V81H42ZM70 82H71V81H70ZM85 82H86V81H85ZM87 82H88V81H87ZM89 82H90V81H89ZM141 82H142V81H141ZM151 82H152V81H151ZM173 82H174V81H173ZM173 82H171V83H173ZM237 82H238V81H237ZM257 82H258V81H257ZM44 83H45V82H44ZM49 83H50V82H49ZM74 83H75V82H74ZM169 83H170V82H169ZM174 83H175V82H174ZM233 83H235V82H233ZM258 83H259V82H258ZM8 84H9V83H8ZM32 84H33V83H32ZM42 84H43V83H42ZM50 84H51V83H50ZM52 84H53V83H52ZM62 84H63V83H62ZM92 84H93V83H92ZM94 84H95V83H94ZM96 84H97V83H96ZM118 84H119V83H118ZM120 84L122 85V83H120ZM120 84H119V85H120ZM141 84H142V83H141ZM151 84H152V83H151ZM29 85H30V84H29ZM29 85H28V86H29ZM39 85H40V84H39ZM47 85H49V84H47ZM55 85H56V84H55ZM59 85H60V84H59ZM80 85H82V84H80ZM101 85H102V84H101ZM250 85H251V84H250ZM9 86H10V85H9ZM41 86H42V85H41ZM69 86H70V84H69ZM94 86H96V85H94ZM110 86H111V85H110ZM132 86H133V85H132ZM157 86H159V85H157ZM227 86H228V84H227ZM230 86H231V85H230ZM254 86H255V85H254ZM258 86H260V84H259ZM3 87H4V86H3ZM44 87H45V86H44ZM48 87H50V85H49ZM87 87H88V86H87ZM90 87H91V86H90ZM90 87H89V88H90ZM105 87H106V86L104 85V88H105ZM121 87H122V86H121ZM123 87H124V86H123ZM123 87H122V88H123ZM125 87H126V86H125ZM135 87H136V85H135ZM161 87H162V86H161ZM232 87H233V85H232ZM45 88H46V87H45ZM53 88H54V87H53ZM57 88H58V86H57ZM62 88H63V87H62ZM64 88H65V87H64ZM82 88H83V87H82ZM109 88H110V87H109ZM112 88H113V87H112ZM122 88H121V89H122ZM162 88H163V87H162ZM212 88H213V87H212ZM241 88H242V86H241ZM42 89H43V88H42ZM78 89H80V88L78 87ZM92 89H93V88H92ZM96 89H97V88H96ZM116 89H117V88H116ZM123 89H124V88H123ZM152 89H153V88H152ZM209 89H211V87H210ZM213 89H214V88H213ZM215 89H216V88H215ZM232 89H233V88H232ZM237 89H238V88H237ZM244 89H245V87H244ZM247 89H248V88H247ZM29 90H30V89H29ZM32 90H33V88H32ZM32 90H31V92H32ZM51 90H53V89H51ZM51 90H49V91H51ZM55 90H56V89H55ZM58 90H59V89H58ZM81 90H82V89H81ZM81 90H80V91H81ZM84 90H85V89H84ZM84 90H83V91H84ZM110 90H111V89H110ZM114 90H115V89H114ZM202 90H203V89H202ZM219 90H220V89H219ZM253 90H254V89H253ZM19 91H20V90H19ZM33 91H34V90H33ZM49 91H48V92H49ZM85 91H86V90H85ZM89 91H90V90H89ZM103 91H105V90H103ZM118 91H119V90H118ZM195 91H196V89H195ZM205 91H206V90H205ZM212 91H213V90H212ZM214 91H215V90H214ZM226 91H228V90H226ZM256 91H257V90H256ZM31 92H29V93H31ZM38 92H40V91L38 90ZM42 92H43V91H42ZM42 92H41V93H42ZM66 92H67V91H66ZM70 92H71V91H70ZM86 92H88V90H87ZM230 92H231V91H230ZM237 92H239V91H237ZM242 92H243V91H242ZM248 92H249V91H248ZM259 92H260V91H259ZM36 93H37V92H36ZM44 93H45V92H44ZM52 93H53V92H52ZM73 93H74V92H73ZM73 93H72V94H73ZM84 93H85V92H84ZM100 93H101V92H100ZM110 93H111V91H110ZM112 93H113V91H112ZM119 93H120V92H119ZM202 93H203V92H202ZM205 93H206V92H205ZM215 93H216V92H215ZM231 93H232V92H231ZM239 93H240V92H239ZM255 93H256V92H255ZM48 94H49V93H48ZM58 94L60 95V93H58ZM58 94H57V95H58ZM62 94H63V93H62ZM68 94H69V93H68ZM68 94H67V95H68ZM82 94H83V92H82ZM85 94H86V93H85ZM88 94H89V92H88ZM97 94H98V93H97ZM113 94H114V93H113ZM117 94H118V93H117ZM182 94H183V93H182ZM212 94H213V93H212ZM221 94H222V93H221ZM243 94H244V93H243ZM248 94H249V93H248ZM250 94H251V93H250ZM20 95H21V94H20ZM38 95H39V94H38ZM105 95H106V94H105ZM119 95H120V94H119ZM186 95H187V94H186ZM192 95H193V94H192ZM197 95H198V94H197ZM219 95H220V94H219ZM222 95H223V94H222ZM231 95H232V94H231ZM246 95H247V94H246ZM24 96H25V95H24ZM24 96H22V97H24ZM26 96H29V95H26ZM50 96H51V95H50ZM52 96H53V95H52ZM52 96H51V98H52ZM63 96H64V95H63ZM75 96H76V95H75ZM113 96H114V95H113ZM210 96H211V95H210ZM214 96H215V95H214ZM225 96H226V95H225ZM255 96H256V95H255ZM34 97H35V96H34ZM44 97H45V96H44ZM54 97H55V96H54ZM54 97H53V98H54ZM71 97H72V96H71ZM81 97H82V96H81ZM96 97H97V96H96ZM103 97H104V96H103ZM109 97H110V96H109ZM182 97H183V96H182ZM186 97H187V96H186ZM208 97H209V96H208ZM208 97H207V98H208ZM222 97H223V96H222ZM261 97H263V95H262ZM261 97H260V99H261ZM38 98H40V97L38 96ZM47 98H48V97H47ZM56 98H57V97H56ZM58 98H60V99H58V100H62V101L64 100V99H61V97H59V96H58ZM69 98H70V97H69ZM69 98H68V99H69ZM77 98H78V97H77ZM79 98H80V97H79ZM197 98H198V96H197ZM203 98H204V96H203ZM213 98H214V97H213ZM220 98H221V97H220ZM220 98H219V99H220ZM224 98H225V100H226V97H224ZM231 98H232V97H231ZM242 98H243V97H242ZM244 98H245V97H244ZM258 98H259V97H258ZM29 99H30V98H29ZM43 99H44V98H43ZM81 99H82V98H81ZM93 99H94V98H93ZM96 99H97V98H96ZM105 99H106V98H105ZM193 99H194V98H193ZM200 99H201V98H200ZM252 99H253V98H252ZM256 99H257V98H256ZM19 100L21 101V98H19ZM23 100H24V99H22V101H23ZM27 100H28V99H27ZM46 100H47V99H46ZM46 100H44V101H46ZM65 100H66V99H65ZM100 100H101V99H100ZM109 100H111V99L109 98ZM116 100H117V99H116ZM176 100H178V99H176ZM180 100H181V99H180ZM194 100H195V99H194ZM194 100H193V101H194ZM205 100H206V98H205ZM205 100H204V101H205ZM225 100H224V101H225ZM261 100H262V99H261ZM32 101H34V100H32ZM37 101H38V100H37ZM67 101H68V100H67ZM178 101H179V100H178ZM182 101H183V100H182ZM184 101H185V100H184ZM186 101H187V99H186ZM195 101H197V100H195ZM206 101H208V100H206ZM206 101H205V102H206ZM263 101H264V100H263ZM263 101H262V102H263ZM71 102H73V101L71 100ZM90 102H91V101H90ZM94 102H95V101H94ZM98 102H99V101H98ZM98 102H97V103H98ZM103 102H105L104 99H103ZM113 102H114V101H113ZM137 102H138V101H137ZM147 102H148V101H147ZM156 102H157V101H156ZM171 102H174V101H171ZM176 102H177V101H176ZM188 102H189V101H188ZM262 102H261V103H262ZM26 103H27V102H26ZM46 103H47V102H46ZM46 103H45L44 105H46ZM48 103H49V102H48ZM48 103H47V104H48ZM109 103L111 104V102H109ZM143 103H144V102H143ZM145 103H146V102H145ZM154 103H155V102H154ZM158 103H161V102L158 101ZM165 103H166V102H165ZM180 103H181V101H180ZM182 103H183V102H182ZM190 103H191V102H190ZM250 103H251V102H250ZM22 104H23V102H22ZM41 104H43V102H41ZM98 104H99V103H98ZM102 104H103V103H102ZM102 104H101V105H102ZM135 104H136V103H135ZM166 104H168V103H166ZM171 104H172V103H171ZM175 104H176V103H175ZM192 104H193V103H192ZM194 104H195V103H194ZM203 104H204V103H203ZM203 104H202V102H201V105H203ZM206 104H207V103H206ZM233 104H234V103H233ZM253 104H254V103H253ZM19 105H20V104H19ZM24 105H25V104H24ZM24 105H22V107H23ZM33 105H34V104H33ZM214 105H215V104H214ZM217 105H218V104H217ZM243 105H244V104H243ZM82 106H83V105H82ZM88 106H89V105H88ZM106 106H107V105H106ZM123 106H124V105H123ZM137 106L139 107V105H137ZM141 106H142V105H141ZM143 106H146V105H143ZM143 106H142V107H143ZM158 106H159V105H158ZM189 106H190V105H189ZM204 106H205V105H204ZM2 107H3V106H2ZM22 107H21V108H22ZM29 107H30V106H29ZM33 107H34V106H33ZM40 107H41V106H39V109H40ZM46 107H47V106H46ZM89 107H90V106H89ZM91 107H92V106H91ZM96 107H97V106H96ZM98 107H100V106H98ZM101 107H102V106H101ZM101 107H100V108H101ZM104 107H105V106H104ZM135 107H136V106H134V108H135ZM150 107H152V106H150ZM150 107H149V108H150ZM155 107L157 108V105H156ZM161 107H162V106H161ZM165 107H166V106H165ZM182 107H183V106H182ZM227 107H228V105H226V109H227ZM230 107H231V106H230ZM237 107H239V106L237 105ZM237 107H236V108H237ZM17 108H18V107H17ZM17 108H16V109H17ZM23 108H24V107H23ZM116 108H117V107H116ZM116 108H115V109H116ZM119 108H120V107H119ZM121 108H122V107H121ZM136 108H137V107H136ZM139 108H140V107H139ZM144 108H145V107H144ZM153 108H154V107H153ZM188 108H191V107H188ZM206 108H207V107H206ZM260 108H261V107H260ZM31 109H32V108H31ZM34 109H35V107H34ZM39 109H38V111H39ZM43 109H44V106H43ZM46 109H47V108H46ZM57 109H58V108H57ZM84 109H85V108H84ZM88 109H89V108H88ZM123 109H124V108H123ZM123 109H122V110H123ZM165 109H167V108H165ZM210 109H211V108H210ZM212 109H213V108H212ZM214 109H215V108H214ZM6 110H7V109H6ZM8 110H9V109H8ZM13 110H14V108H13ZM26 110H28V108H26ZM26 110H24V111H26ZM51 110H53V109H51ZM93 110H94V108H93ZM99 110H100V109H99ZM111 110H112V109H111ZM119 110H121V109H119ZM136 110L138 111V108H137ZM148 110H150V109H148ZM158 110L160 111V107H159ZM168 110H169V109H168ZM183 110H184V109H183ZM183 110H182V111H183ZM191 110H192V109H191ZM195 110H196V109H195ZM206 110H207V109H206ZM232 110H233V109H232ZM32 111H33V110H32ZM54 111H55V110H54ZM59 111H60V110H59ZM116 111H117V109H116ZM116 111H115V113H116ZM139 111H140V110H139ZM152 111H153V110H152ZM154 111H155V109H154ZM161 111H162V110H161ZM166 111H167V110H166ZM172 111H173V110H172ZM186 111H187V110H186ZM188 111H189V110H188ZM224 111H226V110H224ZM228 111H229V110H228ZM13 112H14V111H13ZM13 112H11V113H13ZM17 112H18V111H17ZM19 112H20V111H19ZM21 112H22V111H21ZM26 112H29V111H26ZM40 112H41V111H40ZM56 112H57V110H56ZM61 112H62V111H61ZM65 112H66V111H65ZM90 112H91V111H90ZM95 112H96V111H95ZM134 112H135V111H134ZM193 112H194V108H193ZM200 112H201V111H200ZM221 112H222V111H221ZM231 112H233V111H231ZM248 112H249V111H248ZM8 113H9V112H8ZM8 113H7V114H8ZM22 113H23V112H22ZM32 113H34V112H32ZM32 113H31V114H32ZM35 113H36V115H37L36 110H35ZM35 113H34V114H35ZM47 113H48V111H47ZM52 113H53V111H52L51 113L49 112L48 114L50 115V114H52ZM57 113H58V112H57ZM59 113H60V112H59ZM135 113H136V112H135ZM150 113H151V112H150ZM167 113H169V112H167ZM182 113H183V112H182ZM185 113H186V112H185ZM246 113H247V112H246ZM3 114H4V113H3ZM25 114H26V113H25ZM42 114H43V113H42ZM55 114H56V113H55ZM60 114H61V116H63L62 113H60ZM68 114H69V113H68ZM113 114H114V113H113ZM118 114H119V113H118ZM120 114H121V113H120ZM122 114H124V113H122ZM160 114H161V113H160ZM172 114H174V113H172ZM195 114H196V112H195ZM222 114H223V113H222ZM222 114H221V115H222ZM5 115H6V114H5ZM18 115H19V113H18ZM49 115H48V116H49ZM52 115H53V114H52ZM126 115H127V114H126ZM128 115H129V114H128ZM128 115H127V116H128ZM136 115H137V114H136ZM151 115H152V114H151ZM169 115H170V114H169ZM226 115L228 116V114H226ZM1 116H2V115H1ZM24 116H25V115H24ZM31 116H32V115H31ZM34 116H35V115H34ZM45 116H46V115H45ZM45 116H43V117H45ZM58 116H59V115H58ZM114 116H115V115H114ZM116 116H117V115H116ZM116 116H115V117H116ZM174 116H175V114H174ZM224 116H225V114H224ZM229 116H230V115H229ZM262 116H263V115H262ZM5 117H6V116H5ZM28 117H29V116H28ZM35 117H36V116H35ZM35 117H34V121H35ZM38 117H39V116H38ZM67 117H68V116H67ZM117 117H118V116H117ZM130 117H131V116H130ZM200 117H201V116H200ZM233 117H234V116H233ZM263 117H264V116H263ZM7 118H9V117L7 116ZM23 118H24V117H23ZM26 118H27V117H26ZM70 118H71V117H70ZM70 118H69V119H70ZM113 118H114V117H113ZM197 118H198V117H197ZM226 118H227V117H226ZM259 118H260V117H259ZM3 119H4V118H3ZM5 119H6V118H5ZM5 119H4V120H5ZM9 119H10V118H9ZM20 119H21V118H20ZM31 119H32V118H31ZM31 119H30V123L32 122ZM45 119H46V118H45ZM56 119H57V118H56ZM71 119H72V118H71ZM187 119H188V118H187ZM217 119H218V118H217ZM22 120H23V119H22ZM37 120H38V119H37ZM50 120H51V119H50ZM53 120H54V119H53ZM58 120H59V119H58ZM61 120H62V119H61ZM65 120H66V118H65ZM133 120H134V119L132 118V121H133ZM136 120H137V119H136ZM231 120H232V119H231ZM257 120H258V118H257ZM5 121H6V120H5ZM5 121H4V123H5ZM10 121H11V119H10ZM38 121H39V120H38ZM45 121H46V120H45ZM59 121H60V120H59ZM82 121H83V120H82ZM119 121H120V120H119ZM127 121H128V120H127ZM127 121H126V122H127ZM134 121H135V120H134ZM137 121H138V120H137ZM153 121H155V120H153ZM164 121H165V120H164ZM15 122H17V121H15ZM50 122H51V121H50ZM54 122H55V121H54ZM57 122H58V121H57ZM63 122H64V121H63ZM63 122H62V123H63ZM67 122H68V121H65L64 124H65V123L68 124ZM72 122H73V121H72ZM104 122H105V121H104ZM126 122H125V123H126ZM129 122H130V121H129ZM129 122H128V123H129ZM138 122H139V121H138ZM215 122H216V121H215ZM225 122H227V120H226ZM0 123H1V122H0ZM18 123H19V121H18ZM24 123H25V122H24ZM24 123H23V124H24ZM27 123H28V122H27ZM52 123H53V122H52ZM62 123H61V124H62ZM119 123H121V121H120ZM122 123H124V122H122ZM140 123H141V122H140ZM158 123H159V121H158ZM163 123H164V122H163ZM177 123H178V125L181 124L180 122H177ZM179 123H180V124H179ZM216 123H217V122H216ZM5 124H6V123H5ZM13 124H14V123H13ZM25 124H26V123H25ZM35 124H36V123H35ZM39 124H40V123H39ZM47 124H48V123H47ZM47 124H45L44 128L47 126ZM126 124H127V123H126ZM137 124H138V123H137ZM141 124L143 125V123H141ZM154 124H155V123H154ZM175 124H176V123H175ZM234 124L236 125V123H234ZM3 125H4V124H3ZM7 125H8V124H7ZM18 125H19V124H17V126H18ZM28 125H29V124H28ZM32 125H33V123H32ZM52 125H53V124H52ZM58 125H59V124H58ZM62 125H63V124H62ZM62 125H61V126H62ZM122 125H123V124H122ZM127 125H128V124H127ZM138 125H139V124H138ZM10 126H11V125H10ZM10 126H8V127H10ZM17 126H16V127H17ZM56 126H57V125H56ZM63 126H64V125H63ZM66 126H68V125H66ZM114 126H115V124H114ZM116 126H117V125H116ZM124 126H125V125H124ZM144 126H145V125H144ZM2 127H3V126H2ZM20 127H21V126H20ZM23 127H24V126H23ZM26 127H27V126H26ZM26 127H24V128H26ZM38 127H39V126H38ZM50 127H52V126H50ZM57 127H58V126H57ZM106 127H107V126H106ZM128 127H129V126H128ZM158 127H159V126H158ZM219 127H220V126H219ZM4 128H5V127H4ZM4 128H3V129H4ZM18 128H19V127H18ZM24 128H23V129H24ZM30 128H31V127H30ZM36 128H37V126H36ZM40 128H41V127H40ZM46 128H47V127H46ZM52 128H53V127H52ZM108 128H110V127H108ZM114 128H115V127H114ZM120 128H122V127H120ZM123 128H125V127H123ZM123 128H122V129H123ZM131 128H133V127H131ZM145 128H146V126H145ZM3 129H2V131H4ZM13 129H14V128H13ZM16 129H17V128H16ZM27 129H28V128H27ZM50 129H51V128H50ZM54 129H55V128H54ZM57 129H58V128H57ZM64 129H65V128H64ZM116 129H117V128H115V130H116ZM122 129H121V130H122ZM133 129L136 131V129H139V128H136V129L133 128ZM251 129H252V128H251ZM0 130H1V129H0ZM33 130H34V128H33ZM41 130H42V129H41ZM41 130H40V131H41ZM59 130L61 131V129H59ZM59 130H58L57 133H60ZM79 130H80V129H79ZM109 130H111V129H109ZM118 130H120V129H118ZM14 131H15V130H14ZM19 131H20V132H23V131H21V130H19ZM42 131H43V130H42ZM42 131H41V132H42ZM45 131H46V130H45ZM47 131H48V130H47ZM165 131H166V130H165ZM187 131H188V130H187ZM254 131H255V130H254ZM9 132H10V131H9ZM9 132H8V133H9ZM15 132H16V131H15ZM24 132L26 133V131H24ZM30 132H32V131H30ZM33 132H34V131H33ZM51 132H52V131H51ZM67 132H69V131H67ZM78 132H80V131H78ZM107 132H108V131H107ZM109 132H110V131H109ZM133 132H134V131H133ZM141 132H142V130H141ZM181 132H182V131H181ZM3 133H4V132H3ZM43 133H44V132H43ZM48 133H49V131H48ZM76 133H77V132H76ZM120 133H122V131L119 132V134H120ZM125 133H126V131H125ZM125 133H124V134H125ZM130 133H132V132H130ZM178 133H179V132H178ZM191 133H192V132H191ZM243 133H244V132H243ZM245 133H246V132H245ZM245 133H244V134H245ZM262 133H263V132H262ZM27 134H28V133H27ZM27 134H26V135H27ZM37 134H38V132H37ZM46 134H47V133H46ZM46 134H45V135H46ZM105 134H106V133H105ZM134 134H136V133H134ZM134 134H133V135H134ZM147 134H148V133H147ZM147 134H146V135H147ZM170 134H171V133H170ZM246 134H247V133H246ZM0 135H2V134H0ZM6 135H7V134H6ZM22 135H23V134H22ZM31 135H32V134H31ZM42 135H43V134H41V136H42ZM47 135H48V134H47ZM121 135H122V134H121ZM125 135H126V134H125ZM129 135H130V134H129ZM141 135H142V134H141ZM141 135H140V136H141ZM4 136H5V135H4ZM8 136H9V134H8ZM12 136H13V135H12ZM14 136H15V135H14ZM17 136H18V135H17ZM27 136H28V135H27ZM37 136H39V135H37ZM97 136H98V135H97ZM105 136H106V135H105ZM123 136H124V135H123ZM155 136H156V135H155ZM173 136H174V135H173ZM2 137H3V136H2ZM44 137H46V136H44ZM115 137H117V136H115ZM128 137H129V136H128ZM134 137H135V136H134ZM143 137H144V135H143ZM145 137H146V136H145ZM212 137H213V136H212ZM8 138H9V137H8ZM14 138H15V137H14ZM19 138H20V137H19ZM32 138H33V137H32ZM38 138H39V137H38ZM41 138H42V137H41ZM51 138H52V137H51ZM51 138H50V140H51ZM108 138H109V137H108ZM118 138H120V137H118ZM138 138H139V137H138ZM154 138H155V137H154ZM173 138H174V137H173ZM21 139H22V138H21ZM27 139H30L29 136H28ZM116 139H117V138H116ZM120 139H121V138H120ZM136 139H137V138H136ZM147 139H148V138H147ZM157 139H158V138H157ZM182 139H183V138H182ZM210 139H211V138H210ZM245 139H246V138H245ZM2 140H4V139L2 138ZM7 140H8V139H7ZM18 140H19V139H18ZM32 140H34V138H33ZM39 140L41 141V140H43V139H39ZM39 140H38V141H39ZM107 140H108V139H107ZM111 140H112V139H111ZM113 140H114V139H113ZM118 140H119V139H118ZM121 140H122V139H121ZM174 140H175V139H174ZM179 140H181V138H180ZM235 140H236V139H235ZM16 141H17V140H16ZM23 141H24V140H23ZM29 141H31V139H30ZM38 141H37V143H38ZM108 141H110V139H109ZM133 141H134V140H133ZM135 141H136V140H135ZM139 141H142V137H141V139H139L137 142H139ZM183 141H184V140H183ZM185 141H186V139H185ZM231 141H232V140H231ZM231 141H230V142H231ZM247 141H248V139H247ZM8 142H9V140H8ZM8 142H7V143H8ZM62 142H63V141H62ZM111 142H112V141H111ZM124 142H125V141H124ZM124 142H123V143H124ZM194 142H195V141H194ZM203 142H204V141H203ZM227 142H228V141H227ZM234 142H235V141H234ZM236 142H237V140H236ZM240 142L242 143V141H240ZM4 143H5V142H4ZM4 143H2V144L5 145ZM7 143H6V144H7ZM15 143H16V142H15ZM17 143H18V142H17ZM17 143H16V144H17ZM28 143H29V142H28ZM28 143H27V146H28ZM32 143H33V142H32ZM37 143H36V145H37ZM109 143H110V142H109ZM114 143H115V142H114ZM139 143H140V142H139ZM141 143H142V142H141ZM173 143H174V142H173ZM184 143H185V142H184ZM198 143H199V142H198ZM215 143H216V142H215ZM248 143H249V142H248ZM258 143H259V142H258ZM12 144H13V143H12ZM16 144H13V145H16ZM21 144H22V143H21ZM25 144H26V143H25ZM25 144H24V146H25ZM45 144H46V143H45ZM104 144H105V143H104ZM116 144H117V141H116ZM116 144H115V145H116ZM145 144H146V143H145ZM179 144H180V143H179ZM185 144L187 145V144H188V141H187V143H185ZM237 144H238V143H237ZM242 144H243V143H242ZM32 145H33V144H32ZM34 145H35V144H34ZM55 145H56V144H55ZM107 145H108V144H107ZM165 145H166V144H165ZM177 145H178V144H177ZM218 145H219V144H218ZM243 145H245V144H243ZM260 145H261V144H260ZM260 145H259V146H260ZM0 146H1V143H0ZM17 146H19V145L17 144ZM104 146H105V145H104ZM112 146H113V145H111V147H112ZM127 146H128V145H127ZM175 146H176V145H175ZM181 146H182V145H181ZM193 146H195V145H193ZM229 146H232V145H229ZM236 146H238V145H236ZM250 146H251V145H250ZM14 147H15V146H14ZM21 147H22V146H21ZM145 147H146V146H145ZM163 147H164V146H163ZM200 147H201V146H200ZM246 147H247V146H246ZM251 147H252V146H251ZM255 147H256V146H255ZM3 148H4V147H3ZM10 148H12V147L10 146ZM108 148H109V147H108ZM133 148H134V147H133ZM171 148H172V147H171ZM180 148H181V147H180ZM191 148H192V147H191ZM191 148H190V149H191ZM195 148H196V147H195ZM218 148H219V147H218ZM227 148H228V147H227ZM249 148H250V147H249ZM249 148H248V150H249ZM253 148H254V147H253ZM6 149H7V148H6ZM50 149H51V148H50ZM85 149H87V148H85ZM103 149H104V148H103ZM105 149H106V148H105ZM114 149H115V148H114ZM117 149H118V147H117ZM117 149H116V150H117ZM150 149H151V148H150ZM173 149H175V148H173ZM241 149H242V147H241ZM245 149L247 150V148H245ZM245 149H244V150H245ZM250 149H251V148H250ZM263 149H264V148H263ZM263 149H262V150H263ZM3 150H4V149H3ZM12 150H13V149H12ZM45 150H47V149H45ZM144 150H145V149H144ZM180 150H182V149H180ZM188 150H189V149H188ZM205 150H206V149H205ZM256 150H257V148H256ZM8 151H9V149H8ZM42 151H43V150H42ZM98 151H99V150H98ZM98 151H97V152H98ZM100 151H101V150H100ZM106 151H107V150H106ZM118 151H119V150H117V152H118ZM130 151H131V150H130ZM135 151H136V150H135ZM145 151H147V150H145ZM145 151H144V152H145ZM177 151H178V147H177ZM201 151H202V150H201ZM207 151H208V150H207ZM226 151H227V150H226ZM228 151H229V150H228ZM0 152H1V151H0ZM22 152H23V151H22ZM39 152H41V151H39ZM84 152H85V151H84ZM102 152H103V151H102ZM102 152H101V153H102ZM119 152H120V151H119ZM132 152H133V151H132ZM162 152H163V151H162ZM178 152H180V151H178ZM223 152H224V151H223ZM243 152H244V151H243ZM9 153H10V152H9ZM14 153H15V151H14ZM20 153H21V152H20ZM20 153H19V154H20ZM120 153H121V152H120ZM122 153H123V152H122ZM133 153H134V152H133ZM133 153H132V154H133ZM152 153H153V152H152ZM185 153H186V152H185ZM190 153H191V152H190ZM203 153H204V152H203ZM219 153H221V152H219ZM255 153H256V152H255ZM11 154H12V152L10 153V155H11ZM17 154H18V153H17ZM24 154H25V153H24ZM40 154H41V153H40ZM77 154H78V153H77ZM96 154H97V153H96ZM103 154H104V153H103ZM115 154H116V153H115ZM126 154H127V153H126ZM146 154H147V153H146ZM149 154H150V153H149ZM149 154H148V155H149ZM153 154H154V153H153ZM178 154H179V153H178ZM233 154H234V153H233ZM243 154H244V153H243ZM246 154H248V153H246ZM258 154H259V152H258ZM261 154H262V152H261ZM0 155H1V154H0ZM3 155H4V154H3ZM8 155H9V154H8ZM26 155H27V157H28V156L30 155V153H29V155H28V154H26ZM63 155H64V154H63ZM86 155H87V154H86ZM123 155H124V154H123ZM134 155H136V154H134ZM182 155H183V154H182ZM200 155H201V154H200ZM11 156H12V155H11ZM13 156H14V155H13ZM24 156H25V155H24ZM93 156H94V155H93ZM113 156H114V155H113ZM120 156H121V155H120ZM137 156L139 157V155H137ZM137 156H136V157H137ZM146 156H147V155H146ZM159 156H160V155H159ZM166 156H167V155H166ZM260 156H261V155H259V157H260ZM1 157H2V155H1ZM6 157H7V156H5L4 158H6ZM98 157H99V156H98ZM102 157H103V156H102ZM144 157H145V156H144ZM149 157H150V156H149ZM221 157H222V156H221ZM16 158H17V155H16ZM23 158H24V157H23ZM34 158H35V157H34ZM34 158H33V159H34ZM125 158H126V157H125ZM131 158H133V157L131 156ZM134 158H135V156H134ZM150 158H151V157H150ZM155 158H156V157H155ZM159 158H160V157H159ZM172 158H173V157H172ZM176 158H177V157H176ZM176 158H175V159H176ZM227 158H228V157H227ZM235 158H236V157H235ZM2 159H3V158H1L0 160H2ZM62 159H63V158H62ZM64 159H65V158H64ZM64 159H63V162H64ZM70 159H71V157H70ZM70 159L68 158V159H66V161H67V160H70ZM73 159H74V158H73ZM106 159H107V158H106ZM113 159H114V158H113ZM121 159H122V158H121ZM123 159H124V158H123ZM123 159H122V160H123ZM146 159H147V158H146ZM183 159H184V158H183ZM185 159H186V158H185ZM252 159H253V158H252ZM252 159H251V161H252ZM254 159H255V158H254ZM259 159H260V158H259ZM4 160H5V159H4ZM10 160H12V158H11ZM15 160H16V159H15ZM19 160H22V159H19ZM19 160H18V161H19ZM31 160H32V159H31ZM104 160H105V159H104ZM115 160H116V159H115ZM122 160H121V161H122ZM128 160H129V159H128ZM130 160L133 161L132 159H130ZM148 160H149V159H148ZM153 160H154V158H153ZM158 160H159V159H158ZM168 160H169V157H168ZM186 160H187V159H186ZM223 160H224V159H223ZM12 161H13V160H12ZM16 161H17V160H16ZM121 161H120V162H121ZM135 161H136V160H135ZM144 161H145V160H144ZM146 161H147V160H146ZM146 161H145V162H146ZM162 161H163V160H162ZM175 161H176V160H175ZM175 161H174V162H175ZM256 161H257V160H256ZM20 162H21V161H20ZM35 162H36V161H35ZM38 162H39V161H38ZM61 162H62V161H61ZM79 162H80V160H79ZM118 162H119V161H118ZM123 162H124V161H123ZM157 162H158V161H157ZM204 162H205V161H204ZM219 162H220V161H219ZM219 162H218V163H219ZM253 162H254V161H253ZM260 162H261V161H260ZM64 163H65V162H64ZM81 163H82V162H81ZM83 163H84V162H83ZM103 163H105V162L103 161ZM153 163H154V162H153ZM153 163H152V164H153ZM220 163H221V162H220ZM222 163H223V162H222ZM225 163H226V162H225ZM88 164H89V163H88ZM92 164H93V163H92ZM96 164H97V163H96ZM101 164H102V163H101ZM116 164H117V163H116ZM128 164H129V163H128ZM135 164H136V163H135ZM139 164H140V163H139ZM142 164H143V163H142ZM147 164H148V163H147ZM149 164H150V163H149ZM160 164H162V162H161ZM163 164H164V163H163ZM167 164H168V163H167ZM181 164H182V163H181ZM204 164H205V163H204ZM211 164H212V163H211ZM229 164H230V163H229ZM229 164H228V165H229ZM236 164H237V163H236ZM79 165H80V164H79ZM133 165H134V164H133ZM137 165H138V164H137ZM140 165H141V164H140ZM61 166H62V163H61ZM67 166H68V165H67ZM85 166H86V165H85ZM92 166H93V165H92ZM96 166H97V165H96ZM99 166H101V165H99ZM113 166H114V164H113ZM122 166H123V165H122ZM126 166H127V165H126ZM126 166H125V167H126ZM135 166H136V165H135ZM156 166H157V165H156ZM156 166H155V168H156ZM158 166H159V165H158ZM158 166H157V167H158ZM165 166H166V165H165ZM209 166H211V165H209ZM215 166H216V165H215ZM221 166H223V165H221ZM233 166H234V165H233ZM0 167H1V166H0ZM73 167H74V166H73ZM80 167H82V166H80ZM94 167H95V165H94ZM94 167H92V168L94 169ZM110 167H111V166H110ZM117 167H118V166H117ZM120 167H121V166H120ZM127 167H128V166H127ZM138 167H139V166H138ZM141 167H142V165H141ZM143 167H144V165H143ZM150 167H151V166H150ZM153 167H154V166H153ZM160 167H162V166H160ZM163 167H164V166H163ZM171 167H172V166H171ZM212 167H213V166H212ZM248 167H249V166H248ZM248 167H247V169H248ZM56 168H57V167H56ZM64 168H65V167H64ZM67 168H68V167H67ZM85 168H87V167H85ZM101 168H102V167H101ZM115 168H116V167H115ZM139 168H140V167H139ZM165 168H166V167H165ZM186 168H187V167H186ZM191 168H192V167H191ZM216 168H217V167H216ZM31 169H32V167H31ZM33 169H34V167H33ZM53 169H54V168H53ZM72 169H73V168H72ZM99 169H100V168H99ZM99 169H98V170H99ZM107 169H108V168H107ZM117 169H118V168H117ZM133 169H134V168H133ZM142 169H143V168H142ZM162 169H163V168H162ZM166 169H167V168H166ZM166 169H165V170H166ZM172 169H173V168H172ZM184 169H185V168H184ZM189 169H190V168H189ZM203 169H205V168H203ZM210 169H211V168H210ZM221 169H222V168H221ZM1 170H2V169H1ZM27 170H28V169H27ZM61 170H62V169H61ZM61 170L59 169V171H61ZM86 170H87V169H86ZM88 170H90V169H88ZM134 170H135V169H134ZM147 170H148V169H147ZM147 170H145L146 173H147ZM156 170H157V169H156ZM158 170H160V169H158ZM173 170H174V169H173ZM192 170H193V169H192ZM200 170H201V169H200ZM211 170H212V169H211ZM226 170H227V169H226ZM226 170H225V171H226ZM14 171H15V170H14ZM14 171H12V172H14ZM25 171H26V170H25ZM25 171H24V172H25ZM39 171H41V170H39ZM44 171H45V170H44ZM44 171H43V172H44ZM51 171H52V169H51ZM51 171H50V172H51ZM75 171H76V170H75ZM94 171H95V170H94ZM112 171H113V170H112ZM117 171H118V170H117ZM143 171H144V170H143ZM145 171H144V173H145ZM150 171H151V170H150ZM177 171H178V170H177ZM218 171H219V170H218ZM3 172H5V170H4ZM7 172H8V171H7ZM24 172H23V173H24ZM26 172H27V171H26ZM48 172H49V170H48ZM50 172H49V173H50ZM53 172H54V171H53ZM72 172H73V171H72ZM77 172H78V170H77ZM100 172H101V171H100ZM103 172H104V171H103ZM113 172H114V171H113ZM113 172H112V173H113ZM118 172H119V171H118ZM130 172H131V171H130ZM141 172H142V171H141ZM161 172H162V171H161ZM181 172H182V171H181ZM214 172H215V171H214ZM229 172H230V171H229ZM0 173H2V172H0ZM27 173H30V172L28 171ZM38 173H41L40 175H42V174H44V173L49 174V173H47V172H44V173H42V172H38ZM38 173H36V174H38ZM56 173H57V172H56ZM66 173H67V171L65 172V174H66ZM74 173H75V172H74ZM123 173H124V172H123ZM123 173H122V174H123ZM126 173H127V172H126ZM159 173H160V172H159ZM175 173H176V172H175ZM235 173H236V172H235ZM21 174H22V173H21ZM33 174H34V173H33ZM33 174H32V176H33ZM53 174H54V173H53ZM53 174H52V175H53ZM76 174H77V173H76ZM88 174H89V173H88ZM104 174H105V173H104ZM141 174H142V173H141ZM141 174H140V175H141ZM150 174H151V173H150ZM150 174H149V175H150ZM156 174H157V173H156ZM160 174H161V173H160ZM166 174H167V173H166ZM173 174H174V173H173ZM191 174H192V173H191ZM203 174H204V173H203ZM205 174H207V173H205ZM239 174H240V173H239ZM0 175H1V174H0ZM2 175H3V174H2ZM5 175H6V174H5ZM40 175H39V176H40ZM55 175H56V174H55ZM55 175H53V176H55ZM67 175H68V174H66V176H67ZM74 175H75V174H74ZM97 175H98V174H97ZM102 175H103V174H102ZM105 175H106V174H105ZM113 175H115V174L113 173ZM127 175H128V174H127ZM137 175H138V174H137ZM146 175H147V174H146ZM187 175H188V174H187ZM212 175H213V174H212ZM233 175H234V173H233ZM8 176H9V175H8ZM15 176H16V175H15ZM27 176H28V175H27ZM36 176H37V175H36ZM43 176H44V175H43ZM47 176H48V175H47ZM47 176H46V177H47ZM62 176H63V178L66 177V176L64 177V175H62ZM62 176H61V178H62ZM81 176H82V174H81ZM100 176H101V175H100ZM116 176H117V175H116ZM134 176H135V175H134ZM152 176H153V175H152ZM159 176H160V175H159ZM159 176H158V177H159ZM163 176H164V175H163ZM208 176H209V175H208ZM49 177H50V176H49ZM51 177H52V176H51ZM71 177H72V176H71ZM75 177H76V175H75ZM78 177H79V174H78ZM82 177H83V176H82ZM84 177H85V176H84ZM84 177H83V179H84V181H85V178H84ZM98 177H99V176H98ZM119 177H120V176H119ZM125 177H126V176H125ZM153 177H154V176H153ZM153 177H149V178H153ZM192 177H193V176H192ZM194 177H195V176H194ZM215 177H216V176H215ZM220 177H221V176H220ZM229 177H230V176H229ZM229 177H227V178H229ZM240 177H241V175H240ZM47 178H48V177H47ZM141 178H142V177H141ZM144 178H145V177H144ZM163 178L165 179V177H163ZM203 178H204V176H203ZM1 179H2V178H1ZM15 179H16V178H15ZM19 179H20V178H19ZM39 179H40V178H39ZM67 179H68V178H67ZM75 179H76V178H75ZM97 179H98V178H97ZM99 179H100V178H99ZM108 179H109V178H108ZM121 179H122V178H121ZM134 179H135V178H134ZM136 179H138V178H136ZM186 179H187V178H186ZM220 179H221V178H220ZM224 179H225V178H224ZM3 180H4V179H3ZM12 180H13V179H12ZM22 180H23V179H22ZM60 180H61V179H60ZM78 180H80V179L78 178ZM86 180H88V179L86 178ZM127 180H128V179H127ZM138 180H139V179H138ZM145 180H146V178H145ZM177 180H178V179H177ZM195 180H196V179H195ZM217 180H218V179H217ZM217 180H216V181H217ZM30 181H31V180H30ZM33 181H34V180H33ZM35 181H36V180H35ZM35 181H34V182H35ZM39 181H40V180H39ZM39 181H38V182H39ZM42 181H43V180H42ZM50 181H52V180H50ZM54 181H55V179H54ZM58 181H59V180H58ZM58 181H55V182H58ZM61 181H62V180H61ZM64 181H65V180H64ZM68 181H69V180H68ZM104 181H105V180H104ZM112 181H113V180H112ZM114 181H115V180H114ZM130 181H131V180H130ZM139 181H140V180H139ZM155 181H156V180H155ZM162 181H163V180H162ZM169 181H170V180H169ZM210 181H211V180H210ZM227 181H229V180H227ZM260 181H261V180H260ZM8 182H9V181H8ZM23 182H25V181H24V180L21 181L20 184L22 185ZM43 182H44V181H43ZM43 182H42V183H43ZM82 182H83V181H82ZM85 182H86V181H85ZM85 182H84V185H85ZM126 182H127V181H126ZM153 182H154V181H153ZM181 182H183V181L181 180ZM186 182H188V181H186ZM192 182H193V181H192ZM206 182H207V181H206ZM236 182H237V181H236ZM241 182H242V181H241ZM9 183H10V182H9ZM11 183H13V181H12ZM26 183H27V182H26ZM39 183H40V182H39ZM39 183H38V184H39ZM44 183H45V182H44ZM53 183H54V182H53ZM72 183H73V182H72ZM74 183H75V181H74ZM80 183H81V182H80ZM90 183H91V182H90ZM100 183H101V182H100ZM102 183H103V182H102ZM112 183H113V182H112ZM114 183H115V182H114ZM116 183H117V182H116ZM130 183H131V182H130ZM132 183H133V181H132ZM132 183H131V184H132ZM142 183H144L143 180H142ZM156 183H157V182H156ZM158 183H159V182H158ZM158 183H157V184H158ZM160 183H161V181H160ZM174 183H175V182H174ZM202 183H203V181H202ZM207 183H208V182H207ZM217 183H219V182H217ZM221 183H222V182H221ZM18 184H19V183H18ZM24 184H25V183H24ZM45 184H46V183H45ZM45 184H44V185H45ZM65 184H66V183H65ZM81 184H82V183H81ZM133 184H135V183H133ZM145 184H148V182L145 183ZM152 184H153V183H152ZM182 184H183V183H182ZM196 184H197V183H196ZM47 185H48V184H47ZM54 185H55V184H54ZM60 185H61V184H60ZM63 185H64V184H63ZM91 185H92V184H91ZM102 185H103V184H102ZM127 185H128V184H127ZM129 185H130V184H129ZM129 185H128V186H129ZM137 185H138V183H137ZM141 185H142V184H141ZM160 185H161V184H160ZM174 185H175V184H174ZM198 185H199V184H198ZM198 185H197V186H198ZM210 185H211V184H210ZM0 186H1V185H0ZM6 186H8V185H6ZM18 186H19V185H18ZM64 186H65V185H64ZM82 186H83V185H82ZM82 186H81V187H82ZM95 186H96V185H95ZM157 186H158V185H157ZM162 186H163V184H162ZM180 186H181V185H180ZM180 186H179V187H180ZM184 186H185V185H184ZM203 186H204V185H203ZM216 186H217V185H216ZM219 186H220V185H219ZM230 186H231V185H230ZM230 186H228V187H230ZM14 187H17V185H16V186L14 185ZM24 187H25V186H24ZM51 187H52V185H51ZM61 187H62V186H61ZM67 187H68V186H67ZM67 187H66V188H67ZM113 187H114V186H113ZM147 187H148V185H147ZM155 187H156V186H155ZM164 187H165V185H164ZM164 187H162V188L164 189ZM172 187H173V185H172ZM191 187H192V186H191ZM11 188H13V187L11 186ZM11 188H10V189H11ZM75 188H76V186H75ZM79 188H80V187H79ZM84 188H85V187H84ZM84 188H83V189H84ZM97 188H98V187H97ZM103 188H106V187H103ZM119 188H120V187H119ZM129 188H130V187H129ZM129 188H128V189H129ZM131 188H132V187H131ZM149 188H150V187H149ZM151 188H152V187H151ZM159 188H160V187H159ZM162 188H160V189H162ZM168 188H169V187H168ZM198 188H199V187H198ZM206 188H207V187H206ZM210 188H211V187H210ZM216 188H217V187H216ZM243 188H244V187H243ZM15 189H16V188H15ZM22 189H23V188H22ZM57 189H58V188H57ZM57 189H56V190H57ZM59 189H60V188H59ZM86 189H87V188H86ZM125 189H126V186H125ZM136 189H137V188H136ZM136 189H135V191H136ZM138 189H139V188H138ZM155 189H156V188H155ZM169 189H170V188H169ZM173 189H174V188H173ZM178 189H179V188H178ZM181 189H182V188H181ZM217 189H218V188H217ZM237 189H238V188H237ZM241 189H242V188H241ZM1 190H2V189H1ZM11 190H12V189H11ZM13 190H14V189H13ZM25 190H26V189H25ZM42 190H43V189H42ZM65 190H66V189H65ZM103 190H104V189H103ZM103 190H102V191H103ZM116 190H117V189H116ZM129 190H130V189H129ZM132 190H133V189H132ZM152 190H153V189H152ZM194 190H195V189H194ZM197 190H198V189H197ZM238 190H239V189H238ZM244 190H246V189H243V191H244ZM248 190H249V189H248ZM5 191H6V190H5ZM61 191H62V190H61ZM61 191H60V192H61ZM72 191L74 192V190H72ZM72 191H71V192H72ZM81 191H82V190H81ZM123 191H124V190H123ZM125 191H126V190H125ZM148 191H149V190H148ZM156 191H157V189H156ZM175 191H176V190H175ZM183 191H184V190H183ZM200 191H201V190H200ZM200 191H199V192H200ZM202 191H203V190H202ZM202 191H201V193H202ZM205 191H206V190H205ZM224 191H225V190H224ZM240 191H242V190H240ZM1 192H2V191H0V193H1ZM6 192H7V191H6ZM62 192H63V191H62ZM69 192H70V190H69ZM71 192H70V193H71ZM75 192H76V191H75ZM84 192H85V191H84ZM86 192H87V191H86ZM128 192H129V191H128ZM142 192H144V190H143ZM184 192H185V191H184ZM189 192H190V191H189ZM208 192H209V191H208ZM208 192H207V193H208ZM211 192H212V191H211ZM227 192H228V189H227ZM251 192H252V191H251ZM262 192H264V191H262ZM10 193H11V192H9V194H10ZM13 193H15V192H12V194H13ZM87 193H88V192H87ZM106 193H107V192H106ZM129 193H130V192H129ZM131 193H132V192H131ZM140 193H141V192H140ZM140 193H139V194H140ZM145 193H146V192H145ZM176 193H177V192H176ZM180 193H181V192H180ZM191 193H192V192H191ZM195 193H196V192H195ZM216 193H217V192H216ZM228 193H229V192H228ZM231 193H232V189H231ZM231 193H230V194H231ZM237 193H239V192H237ZM245 193H246V192H245ZM245 193H244V194H245ZM247 193H248V192H247ZM247 193H246V194H247ZM256 193H257V192H256ZM6 194H7V193H6ZM15 194H16V193H15ZM21 194H22V193H21ZM43 194H44V193H43ZM46 194H49V193H46ZM56 194H57V193H56ZM66 194H67V193H66ZM82 194H83V192H82ZM132 194H133V193H132ZM141 194H143V193H141ZM141 194H140V195H141ZM151 194H152V193H151ZM151 194H150V195H151ZM156 194H157V193H156ZM164 194H165V193H164ZM182 194H183V192H182ZM203 194H204V192H203ZM213 194H214V193H213ZM213 194H212V195H213ZM254 194H255V193H254ZM10 195H11V194H10ZM17 195H18V194H17ZM24 195H25V194H24ZM36 195H37V194H36ZM51 195H52V194H51ZM60 195H61V194H60ZM72 195H73V194H72ZM125 195H126V194H125ZM127 195H128V194H127ZM140 195H139V196H140ZM154 195H155V194H154ZM154 195H153V196H154ZM159 195H160V194H159ZM159 195H158V196H159ZM187 195H188V194H187ZM193 195H194V194H193ZM198 195H199V194H198ZM205 195H206V194H205ZM218 195H219V194H218ZM247 195H248V194H247ZM257 195H259V194H257ZM45 196H46V195H45ZM73 196H75V195H73ZM73 196H72V197L70 196V197L73 198ZM88 196H89V195H88ZM105 196H106V194H105ZM111 196H112V195H111ZM123 196H124V195H123ZM153 196H152V197H153ZM155 196H156V195H155ZM176 196H177V195H176ZM228 196H229V195H228ZM233 196H234V194H233ZM235 196H236V195H235ZM253 196H254V195H253ZM263 196H264V195H263ZM41 197H42V196H41ZM41 197H40V199H41ZM58 197H59V196H58ZM60 197H61V196H60ZM78 197H79V196H78ZM129 197H130V196H129ZM131 197H132V196H131ZM133 197H134V194H133ZM141 197H142V196H141ZM141 197H140V198H141ZM160 197H161V196H160ZM193 197H194V196H193ZM197 197H198V196H197ZM206 197H207V196H206ZM206 197H205V198H206ZM210 197H212V196H210ZM218 197H219V196H218ZM230 197H231V196H230ZM255 197H256V196H255ZM19 198H20V197H19ZM49 198H50V197H49ZM81 198H82V197H81ZM126 198H127V196H126ZM135 198H136V197H135ZM142 198H143V197H142ZM185 198H186V196H185ZM195 198H196V197H195ZM221 198H222V197H221ZM223 198H224V197H223ZM256 198H257V197H256ZM258 198H259V197H258ZM261 198H262V197H261ZM9 199H10V198H9ZM20 199H21V198H20ZM22 199H23V198H22ZM38 199H39V198H38ZM42 199H43V198H42ZM65 199H66V198H65ZM74 199H76V198L74 197ZM77 199H78V198H77ZM77 199H76V200H77ZM88 199H89V197H88ZM121 199H122V198H121ZM130 199H131V198H130ZM145 199H146V197H145ZM145 199H143V200H145ZM153 199H154V197H153ZM156 199H157V198H156ZM164 199H165V198H164ZM170 199H171V198H170ZM180 199H181V198H180ZM215 199H216V198H215ZM219 199H220V198H219ZM228 199H229V198H228ZM231 199H233V198H231ZM239 199H240V198H239ZM246 199H249V197L246 198ZM253 199H254V197H253ZM253 199H252V200H253ZM57 200H58V199L56 198V201H57ZM90 200H91V199H90ZM115 200H116V199H115ZM122 200H123V199H122ZM128 200H129V199H128ZM160 200H161V198H160ZM160 200H159V201H160ZM167 200H168V199H167ZM167 200H166V201H167ZM173 200H174V199H173ZM185 200H186V199H185ZM188 200H189V199H188ZM199 200H200V199H199ZM199 200H198V201H199ZM201 200H202V199H201ZM205 200H206V199H205ZM209 200H210V198H209ZM236 200H237V199H236ZM261 200H263V199H261ZM54 201H55V200H54ZM71 201L73 202V200H71ZM80 201H82V200H80ZM132 201H135V200H132ZM138 201H139V200H138ZM138 201H137V203H138ZM170 201H171V200H170ZM181 201H184V199L181 200ZM186 201H187V200H186ZM219 201H220V200H219ZM222 201H225V200H222ZM245 201H246V200H245ZM253 201H254V200H253ZM38 202H39V201H38ZM45 202H46V201H45ZM66 202H68V201L65 200V203H66ZM77 202H78V201H77ZM118 202H119V201H118ZM125 202H126V201H125ZM128 202H129V201H128ZM140 202H141V201H140ZM143 202H144V201H143ZM145 202H147V200H146ZM145 202H144V203H145ZM149 202H150V201H149ZM155 202H156V201H155ZM177 202H178V201H177ZM190 202H191V201H190ZM193 202H194V201H193ZM193 202H192V204H193ZM217 202H218V201H217ZM217 202H216V203H217ZM232 202H234V201H232ZM248 202H250V201H248ZM251 202H252V201H251ZM3 203H4V202H3ZM16 203H17V201H16ZM16 203H15V204H16ZM28 203H30V202H28ZM28 203H27V204H28ZM65 203H64V204H65ZM68 203H69V202H68ZM75 203H76V202H75ZM75 203H74V204H75ZM79 203H80V202H79ZM83 203H84V202H83ZM122 203H123V202H122ZM161 203H162V202H161ZM164 203H165V201H164ZM185 203H186V202H185ZM201 203H202V202H201ZM206 203H207V201H206ZM206 203H205V204H206ZM222 203H223V202H222ZM263 203H264V202H263ZM263 203H262V204H263ZM15 204H14V205H15ZM40 204L42 205V203H40ZM45 204H46V203H45ZM70 204H72V203H70ZM81 204H82V203H81ZM81 204H78V205H81ZM105 204H106V203H105ZM130 204H131V203H130ZM133 204H134V203H133ZM152 204H153V203H152ZM159 204H160V203H159ZM162 204H163V203H162ZM165 204H166V203H165ZM165 204H164V205H165ZM168 204H169V203H168ZM183 204H184V203H183ZM194 204H196V203L194 202ZM197 204H198V203H197ZM199 204H200V203H199ZM203 204H204V202H203ZM207 204H208V203H207ZM227 204H228V203H227ZM0 205H1V204H0ZM33 205H34V204H33ZM49 205H50V204H49ZM62 205H63V204H62ZM62 205H61V206H62ZM68 205H69V204H68ZM85 205H86V204H85ZM87 205H88V204H87ZM97 205H98V204H97ZM100 205H101V204H100ZM119 205H120V204H119ZM125 205H126V204H125ZM128 205H129V204H128ZM146 205H148V203H146ZM146 205H145V206H146ZM155 205H156V204H155ZM155 205H154V207H155ZM185 205H188V204H185ZM190 205H191V204H190ZM209 205H210V204H209ZM215 205H216V204H215ZM215 205H214V206H215ZM221 205H222V204H221ZM229 205H231V203H230ZM234 205H235V204H234ZM263 205H264V204H263ZM38 206H39V205H38ZM38 206H37V208H38ZM44 206H45V205H44ZM54 206H55V205H54ZM133 206H134V205H133ZM148 206H149V205H148ZM232 206H233V204H232ZM243 206H244V205H243ZM258 206H259V205H258ZM22 207H23V206H22ZM31 207H33V206H31ZM48 207H50V206H48ZM72 207H73V204H72ZM75 207H76V206H75ZM79 207H80V206H79ZM95 207H96V206H95ZM112 207H113V206H112ZM134 207H135V206H134ZM138 207H139V205H138ZM172 207H173V205H172ZM172 207H171V208H172ZM175 207H176V205H175ZM177 207H179V206H177ZM177 207H176V208H177ZM188 207H190V206H188ZM193 207H194V205H193ZM212 207H213V206H212ZM218 207H219V206H218ZM3 208H4V207H3ZM25 208H26V207H25ZM25 208H24V210H25ZM42 208H43V206H42ZM42 208H41V209H42ZM46 208H47V206H46ZM65 208H67V207L65 206ZM76 208H77V207H76ZM82 208H83V207H82ZM86 208H87V207H86ZM86 208H85V209H86ZM88 208H89V207H88ZM88 208H87V210H89ZM102 208H103V207H102ZM104 208H105V207H104ZM108 208H109V207H108ZM125 208H126V206H125ZM131 208H132V207H131ZM147 208H148V207H147ZM149 208H150V207H149ZM151 208H152V207H151ZM167 208H168V207H167ZM194 208H195V207H194ZM201 208H202V207H201ZM223 208H224V207H223ZM250 208H251V207H250ZM255 208H256V207H255ZM8 209H9V208H8ZM31 209H32V208H31ZM34 209H35V208H34ZM68 209L72 211V209H70V207H69ZM83 209H84V208H83ZM97 209H98V208L96 207V210H97ZM127 209H128V208H127ZM133 209H134V208H133ZM172 209H173V208H172ZM187 209H188V208H187ZM190 209H192V208H190ZM199 209H200V208H199ZM228 209H229V207H228ZM234 209H235V208H234ZM252 209H253V208H252ZM262 209H263V208H262ZM36 210H37V209H36ZM47 210H48V209H47ZM50 210H51V209H50ZM59 210H60V208H59ZM59 210H58V211H59ZM69 210H68V211H69ZM74 210H75V209H74ZM87 210H86V211H87ZM136 210H137V209H136ZM140 210H142V208H141V209L139 208V211H140ZM145 210H146V209H145ZM145 210H144V211H145ZM147 210H148V209H147ZM155 210H156V209H155ZM165 210H166V209H165ZM176 210L179 211L180 208H178V209H176ZM182 210H183V208H182ZM182 210H181V211H182ZM185 210H186V208H185ZM185 210H184V211H185ZM213 210H214V209H213ZM245 210H246V209H245ZM258 210H259V209H258ZM30 211H31V210H30ZM32 211H33V210H32ZM39 211H41V210L39 209ZM45 211H46V209H45ZM61 211H63L62 213H64V210H61ZM76 211H77V210H76ZM101 211H102V210H101ZM163 211H164V210H163ZM169 211H170V210H169ZM174 211H175V210H174ZM201 211H202V210H201ZM215 211H216V210H215ZM225 211H226V210H225ZM35 212H37V211H35ZM53 212H54V211H53ZM72 212H73V211H72ZM87 212H88V211H87ZM91 212H92V211H91ZM99 212H100V210H99ZM123 212H124V211H123ZM133 212H134V211H133ZM154 212H155V211H154ZM167 212H168V211H167ZM167 212H166V213H167ZM179 212H180V211H179ZM185 212H186V211H185ZM199 212H200V211H199ZM199 212H198V213H199ZM217 212H219V211H217ZM233 212H234V211H233ZM262 212H263V211H262ZM25 213H26V212H25ZM37 213H38V212H37ZM56 213H57V211H56ZM62 213H61V214H62ZM77 213H78V212H77ZM81 213H82V212H81ZM83 213H85V211H84ZM93 213H94V212H93ZM95 213H96V212H95ZM112 213H113V211H112ZM131 213H132V212H131ZM137 213H138V212H137ZM140 213H141V212H140ZM164 213H165V212H164ZM169 213H170V212H169ZM176 213H177V212H176ZM182 213H183V212H182ZM187 213H189V212H187ZM195 213H196V210H195ZM201 213H203V211H202ZM214 213H215V212H214ZM219 213H220V212H219ZM226 213H227V212H226ZM237 213H238V212H237ZM3 214H4V213H3ZM9 214H10V213H9ZM9 214H8V215H9ZM48 214H49V213H48ZM51 214H52V213H51ZM59 214H60V213H59ZM61 214H60V215H61ZM69 214H70V212H69ZM86 214H87V213H86ZM89 214H90V212H89ZM134 214H136V213H134ZM158 214H159V212H158ZM158 214H157V215H158ZM162 214H163V213H162ZM172 214H173V213H172ZM192 214H194V213H192ZM208 214H209V213H207V215H208ZM212 214H213V213H212ZM215 214H217V213H215ZM229 214H230V213H229ZM229 214H228V215H229ZM231 214H232V213H231ZM235 214H236V213H235ZM247 214H248V213H247ZM247 214H246V215H247ZM26 215H27V214H26ZM34 215H35V214H34ZM42 215H43V214H42ZM44 215H45V214H44ZM44 215H43V216H44ZM63 215H64V214H63ZM73 215H74V214H73ZM77 215H78V214H77ZM84 215H85V214H84ZM90 215H91V214H90ZM96 215H98V214L96 213ZM132 215H133V213H132ZM145 215H148V214L146 213ZM145 215H144V216H145ZM164 215H165V214H164ZM173 215H174V214H173ZM181 215H183V214H181ZM197 215H198V214H197ZM197 215H196V216H197ZM204 215H205V214H204ZM228 215H227L226 217H228ZM75 216H76V215H75ZM123 216H124V215H123ZM148 216H149V215H148ZM152 216H153V215H152ZM168 216H169V215H168ZM170 216H171V215H170ZM178 216H179V215H178ZM194 216H195V215H194ZM212 216H214V214H213ZM223 216H224V214H223ZM230 216H231V215H230ZM232 216L234 217V215H232ZM28 217H30V216H28ZM33 217H34V216H33ZM36 217H37V216H36ZM56 217H57V216H56ZM85 217H86V216H85ZM107 217H108V215H107ZM130 217H131V216H130ZM149 217H150V216H149ZM154 217H155V218H154V220H155L156 217H157V216H155V213H154ZM172 217H173V216H172ZM206 217H208V216H206ZM209 217H210V216H209ZM215 217H216V216H215ZM236 217H237V216H236ZM244 217H245V216H244ZM263 217H264V216H263ZM10 218H11V217H10ZM12 218H13V217H12ZM63 218H64V216H63ZM91 218H92V217H91ZM101 218H102V217H101ZM125 218H126V217H125ZM137 218H138V217H137ZM169 218H170V217H169ZM191 218H192V217H191ZM194 218H195V217H194ZM194 218H193V219H194ZM203 218H204V217H203ZM223 218H224V217H223ZM252 218H253V217H252ZM3 219H4V218H3ZM30 219H31V218H30ZM57 219H59V218H57ZM88 219H89V218H88ZM95 219H96V218H95ZM99 219H100V218H99ZM107 219H108V218H107ZM107 219H106V220H107ZM145 219H146V218H145ZM172 219H174V218H172ZM186 219H187V218H186ZM201 219H202V218H201ZM208 219H210V218H208ZM216 219H217V218H216ZM218 219H220V218H218ZM229 219H230V217H229ZM229 219H228V220H229ZM253 219H254V218H253ZM262 219H263V218H262ZM9 220H11V219H9ZM62 220H63V219H62ZM70 220H71V219H70ZM90 220H91V219H90ZM102 220H104V219H102ZM137 220H138V219H137ZM140 220H141V219H140ZM158 220H159V219H158ZM196 220H197V219H196ZM203 220H204V219H203ZM210 220H211V219H210ZM12 221H13V220H12ZM33 221H34V220H33ZM42 221H43V220H42ZM72 221H73V220H72ZM94 221H95V220H94ZM118 221H119V220H118ZM123 221H124V220H123ZM135 221H136V220H135ZM145 221H147V220H145ZM145 221H144V222H145ZM152 221H153V220H152ZM152 221H151V222H152ZM159 221H160V220H159ZM162 221H163V220H162ZM176 221H177V220H176ZM188 221H189V220H188ZM199 221H200V220H199ZM204 221H205V220H204ZM219 221H220V220H219ZM231 221H232V220H231ZM231 221H230V222H231ZM248 221H249V220H248ZM8 222H10V221H7V224H8ZM39 222H40V221H39ZM84 222H85V221H84ZM91 222H92V220H91ZM129 222H130V221H129ZM153 222H154V223H155V222L157 223V220H156V221H153ZM167 222H168V221H167ZM172 222H173V221H172ZM201 222H202V221H201ZM208 222H210V221H208ZM212 222H213V221H212ZM230 222H229V223H230ZM236 222H237V221H236ZM263 222H264V220L262 221V223H263ZM5 223H6V221H5ZM72 223H73V222H72ZM74 223H75V222H74ZM110 223H111V222H110ZM120 223H121V222H120ZM141 223H142V222H141ZM141 223H140V224H141ZM156 223H155V224H156ZM181 223H182V222H181ZM183 223H185V222H183ZM205 223H206V222H205ZM252 223H253V222H252ZM7 224H6V225H7ZM13 224H14V222H13ZM24 224H25V223H24ZM37 224H38V223H37ZM95 224H96V223H95ZM124 224H125V222H124ZM148 224H149V223H148ZM158 224H159V223H158ZM162 224L164 225V223H162ZM165 224H166V223H165ZM172 224H173V223H172ZM176 224H178V223H176ZM203 224H204V223H203ZM206 224H207V223H206ZM211 224H212V223H211ZM219 224H221V223H219ZM1 225H2V224H1ZM1 225H0V226H1ZM4 225H5V224H4ZM22 225H23V224H22ZM35 225H36V224H35ZM86 225H87V223H86ZM88 225H89V224H88ZM111 225H112V223H111ZM134 225H135V224H134ZM137 225H139V224H137ZM178 225H179V224H178ZM180 225H181V224H180ZM191 225H192V224H191ZM207 225H209V223H208ZM263 225H264V224H263ZM12 226H13V225H12ZM98 226H99V225H98ZM106 226H107V225H106ZM125 226H126V225H125ZM132 226H133V225H132ZM146 226H148V225H146ZM149 226H150V225H149ZM154 226H155V225H154ZM170 226H171V225H170ZM193 226H194V225H193ZM201 226H202V225H201ZM203 226H204V225H203ZM226 226H227V225H226ZM5 227H6V226H5ZM20 227H21V226H20ZM20 227H18V228L20 229ZM24 227H25V226H24ZM38 227H39V226H38ZM100 227H102V226H100ZM139 227H140V226H139ZM159 227H161V226H159ZM164 227H166V226H164ZM174 227H175V226H174ZM179 227H180V226H179ZM179 227H178V228H179ZM189 227H190V226H189ZM212 227H213V226H212ZM214 227H215V226H214ZM214 227H213V228H214ZM220 227H221V226H220ZM246 227H247V226H246ZM2 228H3V227H2ZM10 228H11V227H10ZM18 228H17V230H18ZM21 228H22V227H21ZM96 228H97V227H96ZM109 228L112 230V227H109ZM120 228H121V227H120ZM123 228H124V227H123ZM133 228H134V227H133ZM145 228H146V227H145ZM148 228H149V227H148ZM171 228H172V227H171ZM171 228H170V229H171ZM175 228H176V227H175ZM201 228H202V227H201ZM201 228H200V229H201ZM232 228H233V227H232ZM250 228H252V227H249V229H250ZM7 229H9V228H7ZM136 229H137V228H136ZM146 229H147V228H146ZM155 229L157 230V228H154V230H155ZM166 229H167V228H166ZM180 229H181V228H180ZM195 229H196V226H195ZM198 229H199V228H198ZM206 229H207V227H206ZM211 229H212V228H211ZM214 229H215V228H214ZM241 229H242V228H241ZM263 229H264V228H263ZM5 230H6V229H5ZM9 230H10V229H9ZM33 230H34V229H33ZM37 230H38V229H36V232H37ZM93 230H94V229H93ZM95 230H96V229H95ZM95 230H94V231H95ZM97 230H99V229H97ZM106 230L108 231V229H106ZM120 230H121V229H120ZM130 230H131V227H130ZM133 230H135V229H133ZM156 230H155V231H156ZM182 230H183V229H182ZM220 230H221V229H220ZM0 231H1V230H0ZM14 231H15V230H14ZM53 231H54V230H53ZM100 231H101V228H100ZM104 231H105V229H104ZM104 231H103V232H104ZM112 231H113V230H112ZM122 231H123V230H122ZM137 231H138V230H137ZM137 231H135L134 234H136ZM147 231H148V230H147ZM179 231H181V230H179ZM186 231H187V230H186ZM193 231L195 232L196 230H193ZM201 231H202V230H201ZM203 231H204V230H203ZM208 231H209V229H208ZM214 231H215V230H214ZM214 231H213V232H214ZM235 231H236V230H235ZM250 231H251V230H250ZM260 231H261V230H260ZM263 231H264V230H263ZM6 232H8V231H6ZM6 232H5V233H6ZM29 232H30V231H29ZM38 232H39V231H38ZM43 232H44V231H43ZM95 232L97 233V231H95ZM120 232H121V231H120ZM126 232H127V230H126ZM126 232H125V233H126ZM149 232H150V231H149ZM159 232H160V230H159ZM165 232H166V231H165ZM167 232H168V230H167ZM169 232H170V231H169ZM177 232H178V231H177ZM183 232H184V231H183ZM210 232H212V231H210ZM237 232H238V231H237ZM34 233H35V232H34ZM49 233H50V232H49ZM66 233H67V232H66ZM98 233H102V232H98ZM138 233H139V232H138ZM140 233H141V232H140ZM144 233H145V231H144ZM144 233H142V234H144ZM150 233H151V232H150ZM185 233H186V232H185ZM188 233H189V232H188ZM199 233H200V232H199ZM216 233H218V232L215 231V234H216ZM221 233H223V232H221ZM247 233H248V232H247ZM250 233H251V232H250ZM254 233H255V231H254ZM257 233H259V232H257ZM2 234H3V232H2ZM2 234H1V235H2ZM51 234H52V233H51ZM87 234H89V232H88ZM118 234H120V233L118 232ZM132 234H133V233H132ZM145 234H146V233H145ZM152 234H153V233H152ZM164 234H165V233H164ZM191 234H192V233H191ZM194 234H195V233H194ZM197 234H198V233H197ZM218 234H219V233H218ZM223 234H224V233H223ZM1 235H0V236H1ZM7 235H8V234H7ZM22 235H23V234H22ZM57 235H59V234H57ZM97 235H99V234H97ZM100 235H101V234H100ZM115 235H116V234H115ZM130 235H131V234H130ZM136 235H137V234H136ZM188 235H190V233H189ZM212 235H213V234H212ZM242 235H243V234H242ZM247 235H248V234H247ZM251 235H252V234H251ZM255 235H256V234H255ZM260 235H261V234H260ZM12 236H13V235H12ZM20 236H21V235H20ZM50 236H51V235H50ZM80 236H81V235H80ZM89 236H90V235H89ZM95 236H96V235H95ZM118 236H119V235H118ZM120 236H121V235H120ZM123 236H124V235H123ZM164 236H165V235H164ZM164 236H161V237L163 238ZM192 236H193V235H192ZM228 236H229V235H228ZM235 236H236V235H235ZM262 236H263V234H262ZM262 236H261V237H262ZM52 237H53V235H52ZM54 237H55V236H54ZM57 237H58V236H57ZM69 237H70V236H69ZM91 237H92V236H91ZM107 237H108V236H107ZM110 237H111V236H110ZM121 237H122V236H121ZM124 237H125V236H124ZM124 237H123V238H124ZM138 237H139V236H138ZM147 237H148V236H147ZM147 237H146V238H147ZM149 237H150V235H149ZM155 237H156V236H155ZM157 237H158V236H157ZM166 237H167V236H166ZM170 237H171V236H170ZM219 237H220V236H219ZM222 237L224 238V236H222ZM245 237H246V236H245ZM252 237H253V236H252ZM255 237H256V236H255ZM255 237H254V238H255ZM258 237H259V234H258ZM3 238H4V237H3ZM5 238H7V236H5ZM9 238H10V237H9ZM11 238H12V237H11ZM58 238H60V237H58ZM76 238H77V237H76ZM88 238H89V237H88ZM104 238H105V237H104ZM127 238H128V237H127ZM130 238H131V237H130ZM142 238H143V237H142ZM150 238H151V237H150ZM173 238H174V237H173ZM173 238H172V239H173ZM243 238H244V237H243ZM246 238H247V237H246ZM17 239H18V238H17ZM66 239H67V238H66ZM69 239H70V238H69ZM78 239H79V238H78ZM78 239H77V240H78ZM97 239H98V238H97ZM115 239H116V238H115ZM118 239H119V238H118ZM139 239H140V237H139ZM148 239H149V238H148ZM154 239H155V238H154ZM229 239H230V238H228V240H229ZM258 239H259V238H258ZM4 240H5V239H4ZM10 240H11V239H10ZM12 240H13V239H12ZM32 240H33V238H32ZM35 240H36V239H35ZM37 240H38V239H37ZM42 240H43V238H42ZM42 240H41V241H42ZM103 240H104V239H103ZM108 240H109V239H108ZM122 240H123V239H122ZM122 240H121V241H122ZM129 240H130V239H129ZM167 240H168V239H167ZM226 240H227V239H226ZM241 240H242V239H241ZM0 241H1V240H0ZM13 241H14V240H13ZM23 241H24V240H23ZM60 241H61V240H60ZM97 241H98V240H97ZM130 241L132 242V240H130ZM130 241H128V242H130ZM162 241H163V240H162ZM168 241H169V240H168ZM230 241H231V240H230ZM255 241H256V240H255ZM258 241H259V240H258ZM261 241H262V240H261ZM261 241H260V242H261ZM5 242H6V241H5ZM5 242H4V244H5ZM9 242H10V241H9ZM44 242H45V241H44ZM80 242H81V241H80ZM89 242H90V241H89ZM89 242H88V243H89ZM98 242H99V241H98ZM98 242H97V244H98ZM106 242H107V241H106ZM131 242H130V244H131ZM134 242H135V240H134ZM170 242H171V240H170ZM174 242H175V240H174ZM242 242H243V241H242ZM245 242H246V241H245ZM7 243H8V242H7ZM10 243H11V242H10ZM16 243H17V241H16ZM76 243H77V242H76ZM102 243H103V242H102ZM122 243H123V242H122ZM135 243H136V242H135ZM149 243H150V242H149ZM154 243H156V241H155ZM161 243H162V242H161ZM164 243H165V242H164ZM0 244H1V242H0ZM24 244H25V243H24ZM93 244H94V243H93ZM118 244H119V243H118ZM146 244H147V242H146ZM152 244H153V243H152ZM158 244H159V243H158ZM166 244H167V243H166ZM170 244H171V243H170ZM259 244H261V243H259ZM1 245H3V244H1ZM1 245H0V246H1ZM9 245H10V244H9ZM11 245H12V244H11ZM27 245H29V244H27ZM47 245H48V244H47ZM47 245H46V246H47ZM110 245H111V244H110ZM116 245H117V244H116ZM123 245H124V244H123ZM147 245H148V244H147ZM172 245H173V244H172ZM206 245H207V244H206ZM261 245H262V244H261ZM261 245H260V247H261ZM4 246H5V245H4ZM4 246H3V247H4ZM13 246H14V245H13ZM15 246H16V245H15ZM20 246H21V245H20ZM90 246H91V245H90ZM94 246H95V245H94ZM94 246H93V248H94ZM102 246H103V245H102ZM120 246H121V245H120ZM137 246H140V245L137 244ZM141 246L143 247V245H141ZM149 246H150V245H149ZM155 246H156V245H155ZM164 246H166V245H164ZM168 246H170V245L168 244ZM175 246H176V245H175ZM252 246H253V245H252ZM3 247H2V248H3ZM24 247H25V246H24ZM42 247H43V246H42ZM75 247H77V246H75ZM85 247H86V246H85ZM88 247H89V246H88ZM96 247H97V246H96ZM105 247H106V245H105ZM105 247H104V249H105ZM108 247H109V245H108ZM113 247H114V245H113ZM122 247H123V246H122ZM127 247H128V245H127ZM146 247H147V246H146ZM177 247H178V246H177ZM181 247H182V246H181ZM247 247H248V246H247ZM249 247H250V246H249ZM254 247H255V246H254ZM2 248H1V249H2ZM11 248H13V247H11ZM11 248H10V250H11ZM33 248H34V247H33ZM40 248H41V245H40ZM46 248H47V247H46ZM46 248H43V249H46ZM81 248H82V247H81ZM86 248H87V247H86ZM86 248H85V249H86ZM89 248H90V247H89ZM93 248H92V249H93ZM102 248H103V247H102ZM120 248H121V247H120ZM123 248H124V247H123ZM169 248H170V247H169ZM169 248H168V249H169ZM172 248H173V247H172ZM178 248H179V247H178ZM13 249H14V248H13ZM30 249H31V248H30ZM37 249H38V248H37ZM41 249H42V248H41ZM41 249H39L40 252H41ZM43 249H42V251H43ZM47 249H50V248L48 247ZM92 249H91V250H92ZM135 249H136V247H135ZM147 249H148V248H147ZM151 249H152V248H151ZM153 249H154V248H153ZM165 249H166V248H165ZM180 249H181V248H180ZM183 249H184V248H183ZM203 249H204V248H203ZM213 249H214V248H213ZM3 250H5V248H4ZM6 250H8V249H6ZM10 250H9V251H10ZM99 250H100V249H99ZM102 250H103V249H102ZM105 250H106V249H105ZM157 250L160 251L159 248H158ZM171 250H172L173 252L175 251V250H173V249H171ZM178 250H179V249H178ZM185 250H186V249H185ZM205 250H206V249H205ZM240 250H241V249H240ZM240 250H239V251H240ZM32 251H33V250H32ZM46 251H47V250H46ZM88 251H89V250H88ZM92 251H93V250H92ZM92 251H91V252H92ZM110 251H111V250H110ZM120 251H121V250H120ZM144 251H145V249H144ZM154 251H155V250H154ZM162 251H163V249H162ZM162 251H161V252H162ZM165 251H166V250H165ZM172 251H171V252H172ZM263 251H264V250H263ZM4 252H6V251H4ZM11 252H12V250H11ZM14 252H15V249H14ZM14 252H13V253H14ZM22 252H23V251H22ZM24 252H25V251H24ZM34 252H35V251H34ZM51 252H53V251L51 250ZM51 252L49 251V253H51ZM55 252H58V251H55ZM60 252H61V251H60ZM62 252H63V251H62ZM121 252H122V251H121ZM142 252H143V251H142ZM146 252H147V251H146ZM146 252H144V253H146ZM155 252H156V251H155ZM169 252H170V250H169ZM184 252H186V251H184ZM210 252H211V251H210ZM213 252H214V251H213ZM228 252H229V251H228ZM230 252H231V251H230ZM9 253H10V252H9ZM18 253H19V251H18ZM30 253H31V252H30ZM41 253H42V252H41ZM44 253H45V252H44ZM47 253H48V252H47ZM95 253H96V252H95ZM97 253H99V252L97 251ZM117 253H119V252H117ZM124 253H125V251L123 252V254H124ZM148 253H149V252H148ZM163 253H164V252H163ZM201 253H202V252H201ZM219 253H220V252H219ZM263 253H264V252H263ZM24 254H25V253H24ZM31 254H32V253H31ZM62 254H63V253H62ZM64 254H65V253H64ZM100 254H101V253H100ZM127 254H128V253H127ZM130 254H131V253H130ZM135 254H136V253H135ZM156 254H157V253H156ZM166 254H168V253L166 252ZM184 254H185V253H184ZM204 254H205V253H204ZM204 254H203V255H204ZM220 254H221V253H220ZM224 254H225V253H224ZM248 254H249V253H248ZM19 255H20V256H21V255L23 256V253H22V254L19 253ZM45 255H46V254H45ZM55 255H56V254H55ZM60 255H61V254H60ZM87 255H88V254H87ZM92 255H93V253H92ZM92 255H91V256H92ZM96 255H97V254H96ZM96 255H93V256H96ZM102 255H103V254H102ZM107 255H108V254H107ZM107 255H106V256H107ZM112 255H113V254H112ZM112 255H111V256H112ZM114 255H115V254H114ZM118 255H119V254H118ZM124 255H125V254H124ZM133 255H134V254H133ZM146 255H147V254H146ZM152 255H153V254H152ZM168 255H169V254H168ZM172 255L175 256V254H172ZM191 255H192V254H191ZM212 255H213V254H212ZM222 255H223V253H222ZM222 255H221V256H222ZM261 255H262V254H261ZM20 256H19V258H20ZM63 256H64V255H63ZM65 256H66V255H65ZM83 256H84V254H83ZM111 256H110V257H111ZM128 256H129V255H128ZM128 256H127V257H128ZM148 256H149V255H147V258H148ZM156 256H160V254H159V255H156ZM166 256H167V255H166ZM174 256H173V257H174ZM184 256H185V255H184ZM197 256H198V255H197ZM197 256H196V257H197ZM209 256H211V255H209ZM216 256H217V255H216ZM218 256H219V254H218ZM232 256H234V255H232ZM17 257H18V254H17ZM24 257L26 258L27 256L24 255ZM29 257H30V256H29ZM45 257H46V256H45ZM75 257H76V256H75ZM81 257H82V256H81ZM87 257H88V256H87ZM87 257H86V259H87ZM99 257H100V256H99ZM138 257H139V256H138ZM150 257H151V256H150ZM181 257H182V256H181ZM202 257H203V256H202ZM211 257H212V256H211ZM228 257H229V256H228ZM249 257H250V256H249ZM65 258H66V257H65ZM113 258H114V257H113ZM142 258H143V257H142ZM142 258H140V259H142ZM157 258H158V257H157ZM161 258H162V257H161ZM186 258H187V257H186ZM200 258H201V257H200ZM212 258H213V257H212ZM216 258H217V257H216ZM220 258H221V257H220ZM27 259H28V258H27ZM30 259H31V258H30ZM40 259H41V258H40ZM51 259H52V258H51ZM89 259H90V258H89ZM110 259H112V258H110ZM114 259H115V258H114ZM124 259H126V258H124ZM127 259H128V258H127ZM130 259H131V258H130ZM136 259H137V258H136ZM153 259H154V256H153ZM153 259H152V260H153ZM171 259H172V258H171ZM187 259H188V258H187ZM229 259H231V256H230ZM256 259H258V257H257ZM53 260H54V258H53ZM69 260H70V258H69ZM79 260H80V259H79ZM91 260H92V259H91ZM91 260H90V261H91ZM101 260H102V259H101ZM112 260H113V259H112ZM131 260H132V259H131ZM144 260H145V258H144ZM161 260H162V259H161ZM167 260H168V259H167ZM173 260H174V259H173ZM179 260H180V259H179ZM189 260H190V259H189ZM245 260H247V259H245ZM260 260H261V259H260ZM262 260H263V259H262ZM39 261H40V260H38V262H39ZM48 261H49V260H48ZM64 261H65V260H64ZM85 261H86V260H85ZM85 261H84V262H85ZM157 261H158V260H157ZM165 261H166V260H165ZM197 261H199V260H197ZM207 261H209V260H207ZM211 261H212V260H211ZM217 261H219V260L217 259ZM233 261H234V260H233ZM41 262H42V261H41ZM44 262H45V261H44ZM80 262H81V261H80ZM84 262H83V263H84ZM146 262H147V261H146ZM168 262H169V261H168ZM171 262H172V261H171ZM179 262H180V261H179ZM191 262H192V261H191ZM193 262H194V260H193ZM200 262H203V261H200ZM230 262H231V261H230ZM259 262H260V261H259ZM87 263H88V262H87ZM104 263H105V262H104ZM107 263H108V262H107ZM141 263H142V262H141ZM165 263H166V262H165ZM181 263H182V262H181ZM181 263H180V264H181ZM189 263H190V262H189ZM206 263H207V262H206ZM219 263H220V261H219ZM227 263H228V262H227ZM240 263H241V262H240ZM243 263H244V262H243ZM253 263H254V262H253ZM41 264H42V263H41ZM52 264H53V263H52ZM55 264H56V263H55ZM59 264H60V263H59ZM80 264H81V263H80ZM97 264H98V263H97ZM105 264H106V263H105ZM134 264H136V263H134ZM145 264H146V263H145ZM147 264H148V263H147ZM150 264H151V262H150ZM168 264H170V263H168ZM172 264H174V263L172 262ZM186 264H187V263H186ZM209 264H210V263H209ZM214 264H215V263H214ZM223 264H224V263H223ZM258 264H259V263H258Z\"/></svg>", "mask_w": 264, "mask_h": 264}, {"label": "water", "instance_id": "obj_3", "mask_svg": "<svg viewBox=\"0 0 264 264\" xmlns=\"http://www.w3.org/2000/svg\"><path fill=\"white\" fill-rule=\"evenodd\" d=\"M264 1V0H263Z\"/></svg>", "mask_w": 264, "mask_h": 264}]
</instances>
